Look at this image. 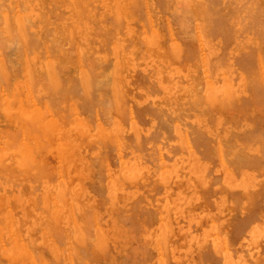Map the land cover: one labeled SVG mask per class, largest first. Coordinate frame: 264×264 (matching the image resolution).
<instances>
[{
  "label": "rangeland",
  "instance_id": "obj_1",
  "mask_svg": "<svg viewBox=\"0 0 264 264\" xmlns=\"http://www.w3.org/2000/svg\"><path fill=\"white\" fill-rule=\"evenodd\" d=\"M8 1H6V4H7V2L9 3L8 4V6L10 5L9 9L11 8L13 12L8 9L10 11V14H9V11L5 10L6 7H8V6H6L4 8L5 4H2V3H5V0H3V2L1 1V4H2L1 7L3 9L0 8V9H2V10H0V14L4 15L5 17H9L8 15H10V18H11L10 20L14 21V23H15L14 27L16 28L17 31L20 30V28L21 29L24 28L22 25H20V24L24 23V21L22 23L23 18L24 17H30L29 18L30 21H29V19L27 21V22H29V24L28 23H26V24H27V26H29L30 22H31L32 25L27 27L28 28L27 33L25 32L27 35L26 37L28 38V36L30 34L31 35L33 34L34 38L36 39V38H38V35H39V38L37 40L41 41L42 45L40 46V48L38 46H36V47L39 48V49L37 48L38 50H40L42 47H44L45 51L43 53H45L46 51L47 52L45 54H42L43 56L45 55V57H43V56H41L42 52L36 51L37 49L35 48V45L36 44L38 45V42L36 44H34V42H36V40L33 38L34 41H32L31 35H30L31 40L28 39V42H30L29 43L30 46L34 45L33 46L34 48H32V46L30 47L28 45L30 48H32L30 51V48L28 46H26L29 48V52L26 51L27 48H25V46H23L24 43L23 42L21 43L18 38L13 39L14 37L9 42L11 43L14 40H16V42L15 41L12 42L11 45L7 44L9 48L6 49L4 46L3 47L1 46L2 48H0V52H2V50L5 48V50H3L4 53H0L1 54V56H0V67H2V69H3V70H0V73H1V71L4 72V73H1V75L3 76L2 79L0 78V103H1L0 104V109H1L0 110V151L3 150V152L0 156L1 157L0 162H2V163H0V170H1L0 171V209H1L0 210V264H53L54 262H55L54 264H61V263L62 264H79L81 262H82V264H131L132 263L131 261H135V260H136L135 264H146L147 262H150L151 264L158 262L160 264V262H162V261L163 262L166 261L165 262L166 264H181L179 262V260L174 258L172 254H170V252H171L170 244L168 245V243H167V245H165L162 249L161 245L158 246L157 242L154 239V236L151 237L152 231L159 229V224L160 223L162 224L161 218L163 219V216H164V214L162 212V205H163L162 199H164L166 197V195H168V190L171 189L172 187H174L175 189L182 188L183 193H186L187 195L192 197L193 203H195V202L197 203L196 204V210L199 211L198 214H203L201 216H205L206 218H211L213 221L214 219H216L215 216H217V214L219 215V214L223 213L226 216L225 218L227 220L228 225L233 226V222H234L233 216L238 217V216H241L244 214L243 202L241 201L242 202L241 203L240 200H243L242 197H243V194L245 192L246 186H243L242 189L237 193L233 192V191H231V193L228 191H224V190H226L227 181L224 177L223 167H232L231 165H229L232 163L230 162L231 158L229 156H226V158L225 157L222 158L221 156H219V145L216 142L220 141L219 139L222 137V134L224 135V133H226L228 135V138L230 137L229 139L227 138L228 141L231 140L233 137L236 138L235 136H237V137L240 136L242 138L244 135H247V136L249 135V136H252L251 137L252 139H255V138H253L255 136L258 139L257 141L259 143L253 142V143H255L254 144L255 147L253 144H250L249 147H251V146L254 147V149H256V152L258 149L259 156H258V153H256V157L261 158L260 162L259 161L258 162L260 163L259 166L262 165V168L261 167L259 168V166L256 165L255 168H257L258 170L257 169L255 170V168L251 170V169H248L249 168L248 167V168H246V171L248 174H252V175H255V173H257L258 174L257 176L262 180V182L264 181V168H263V166H264L263 161L264 160L262 161V158H264V157H262V155L264 156V148L262 149V147H264V146H262V143L260 144V142L262 141L261 138L264 137V55H262L263 56L262 58H260V57L258 59L255 58L257 60H254V62L252 63L253 69L250 67L249 70L245 69L244 67H241V65L234 68V69H236V70H234L226 62H224V65H219L217 67H214L212 60L209 59L211 56V53L216 52V53H218V56H219L222 52L221 50H223L222 55H223V57L226 58V57H228L227 55L230 54L229 52H232V51L237 49L233 35H232V39H231V37L228 39L227 37H229V36H227L223 30V29H227V27H225V25H223L226 22H223L220 20L222 22V26H224V28L222 26L217 28L216 33H218L219 30L223 31V32L219 33V35L216 34L215 32L211 33V35L216 34V36H217V38L215 36L216 39L214 40L210 34H209V36L208 35L203 36V31L199 27H197L198 26L197 23L199 22L198 18L195 14H193L192 16L194 19L193 18L192 19L194 21L193 25L195 27V30H194L195 33H193L192 27L188 26L187 25L188 23H186L184 20L185 13H184V15H182V17H180L182 12L179 15V12L174 11V6L173 7L169 6V2H166V1H165V3H164V1H162V3L165 5V7H164V6H162L163 4H160V3L157 5L155 3L156 2L155 0L154 1L153 0H143L144 5L142 3H139L137 0H133V1H135L134 2L135 4L133 2L132 3L127 2L126 0H79L81 2H79L78 0H74V1L73 0H55V3L58 4L57 2H60L58 4V6L59 5L61 6V7L56 6L55 8H53V4H51V3H54L53 2L54 0H8ZM139 1H141V0H139ZM22 2H23V5L20 4ZM137 2L139 3V6H141V9L138 11H137L138 8H136V7H138V5L134 7V5L138 4ZM255 2L257 3L256 4L257 5V11L255 14H257V16H258L259 15L258 13H260V14H261V12L263 13L262 23L260 22L261 24H263V22H264V20H263L264 19V8H262V7L264 6V1L255 0ZM13 5H14V8H12ZM33 5H37V12L35 14L31 13V7ZM77 5H79V10H80V7H83V9L85 10L84 15H87L88 17L84 18L83 17L84 15L83 16L81 15L79 20H77V22H76V20L74 19V16H72V14L68 15L66 12H67V9H70V11H71V7H72V10H74V9L78 10L76 7ZM130 5H132V8L134 7L136 10L134 8L131 9ZM22 6H24L26 8L23 7V9H22L21 8ZM97 6H100V7H97ZM85 7H86V9H85ZM90 7H92V8L90 9ZM169 7H171V8H169ZM20 8L22 11L20 10ZM217 8L219 9V11L222 10L221 7H217ZM62 9H64V12L66 13V15H64L63 13L60 14ZM133 10H134V13H131ZM226 10H224L223 13L221 12L222 16L224 15L226 17L225 14H227V19L228 18L230 19L229 16L231 15V13H230V15H228L229 12L228 11L226 12ZM115 11H117V12H115ZM135 11L137 12V14L135 13ZM93 12H95L97 14L96 19L92 18V16L95 15ZM176 13H178V14H176ZM113 14H115V15H113ZM138 14H140V15H138ZM189 14H190V12H189ZM107 15H108V17H107ZM121 15L122 16L128 15V17L126 16V18L123 19V22H125V23H122V25L125 24L124 27L122 26L123 29H121V27L115 25L116 24L115 21H118V19H119L118 24H119V22H122V16ZM187 15H188V13H186V17H187ZM61 16H62V18H61ZM120 16H121V19H120ZM138 16H139V18H138ZM189 16L190 15H188V17ZM223 17H221V18L225 19ZM87 18H89V20ZM257 18L260 20L259 17H257ZM104 19H106V20H104ZM192 19H189V21H191ZM67 21H69V22H67ZM80 21H82V25L80 24L81 23ZM225 21H226V19H225ZM44 22H46L47 24L49 23V25H47ZM94 22H96V23H94ZM227 22L233 23L234 18L230 19V21L227 20ZM97 23L100 25V27L102 26V28L99 27V29H101L99 32L95 31V29L98 27V25H96ZM45 24L49 30L48 35L43 34V32L47 33V31H46L47 28L45 27ZM71 24H73V25H71ZM77 25H80L83 32L87 34L89 42H86V43L81 42L80 38L84 35L82 32L79 33V31H78L79 27ZM114 25H115V27H114ZM189 25H192V24H189ZM17 26L20 28H18ZM187 26H188V28L190 27V29H192V30H190V29L188 30ZM49 27L50 28L52 27L54 32L50 31ZM66 27H68V28H66ZM69 27L72 28V30H73L72 32L69 31ZM15 28H13V29H15ZM63 29L66 30L64 35H63ZM113 29H115V30H113ZM24 30L26 31V28ZM122 30H124L123 31L124 33L123 32L121 33ZM147 31H149V32H147ZM14 32L16 34V31H14ZM51 32H53V33H51ZM94 32H96L97 34H95ZM199 32H200V35H199ZM113 33L114 34L116 33L115 34L116 36L113 35ZM243 33H247V32H243ZM220 34H223L224 36L226 35L227 37H224L223 35H220ZM67 35H69L68 38H70V37H72V38H70V39L67 38L68 40L63 41L62 38H64ZM249 35L251 36V34H249ZM200 36H201V38H200ZM93 37H95V40H93L94 39ZM103 37H105L106 39H104ZM221 37H224V39L222 40ZM58 38L61 41V42L59 41V43H57ZM226 38H227V41H226ZM17 39L20 42V45L18 44ZM50 39H52L53 42L57 43L58 44L57 46L60 47V48H56L57 46H55L54 50H50V52L52 51L51 54L48 51L51 48V46H53L54 43L53 42L50 43ZM98 39H100V40H98ZM101 39H104L106 41L105 42L101 41ZM187 39H188V41H186ZM218 39L221 41H218ZM138 40L141 42H139ZM224 40L226 42L223 43ZM69 41L71 44L73 41V44L72 45L70 44L69 47L67 45V47H68L67 48V47H65V44L66 43L68 44ZM142 42H144V43H142ZM153 42H154V46H156L159 43L160 47L162 49H164L165 52L166 51L169 52V54L176 52V45H182V44L187 45L188 43H190V44H188L189 46L187 47L189 49V51L193 52V50H194V52H193L194 55L197 51H199L200 52L199 55L201 54L200 55L201 57L199 55H197L198 54V52H197L195 57H192L193 54H190V56L192 55L191 56L192 59H191V57L189 58L187 55H185V57H187L188 59H185V57L183 55V58L181 56H179L182 59L176 58L174 60H171L170 64L167 62L166 69H165V77H164L165 80L162 82L160 80V77L159 78L156 77V75L153 73V72H156V70H159L160 68L162 69L161 58L159 56V50H161V48L157 47L155 49L154 47H152L150 49L149 45H152ZM185 42H187V43H185ZM229 42H231L230 43L231 45L229 44ZM98 43L100 45H103V46H101V47L98 46L99 45ZM140 43H142V44H140ZM166 43L167 44L169 43L168 46ZM177 43H179V44H177ZM227 43L230 45L229 47L226 46ZM221 44H222V46H220ZM18 45H19V47H18ZM21 45H22V47H21ZM62 45L64 47H62ZM109 45L112 48H110ZM190 45H191V48H194V49L189 48ZM197 46H199L198 48L200 50L197 48L198 50L196 51L195 47H197ZM61 47H62V50H61ZM169 47H171V49L173 51L172 53L170 52L171 50H168ZM249 47H247V48H249L251 50H253V49L257 50L255 48L256 47L255 43H252ZM89 49H90V52H89ZM97 49H99V50H97ZM201 49H203V50H201ZM156 50H157V52H156ZM243 51L245 52V50H243ZM27 52H28V54H26ZM78 53H80V54L78 55ZM143 53L145 55H148V57L145 56ZM3 54H5V55H3ZM169 54H167V55L169 56ZM27 55H29V56H27ZM98 55H100V56H98ZM82 57H85V59H82ZM145 57H147V58H145ZM172 58H174V57H172ZM66 59H67V61H66ZM84 60L89 64L88 66L93 68L94 71L91 70L90 67H88V68L86 67L87 63L84 62ZM180 60H182V62H179ZM183 60L185 61V63H183L184 62ZM29 62L32 64V66ZM66 62L69 63V64H66V66H68V68L66 66L65 67L62 66V65H65L64 63H66ZM55 63H56V65H55ZM83 63H86V64H83ZM181 63L186 64V65H182ZM2 64H3V66H1ZM49 64L50 65L54 64V68H56L55 66H57V65H59V67H63V68L59 69V67L57 66L58 68H56L57 70L59 69V72H57V75H59L61 78H59V76H57V77L60 79L59 80L60 82L56 83V81H57V80L55 81L56 76H54V80L51 78L53 76L50 77L52 80H49L46 77L47 75L49 76V74L47 73L48 68H46V70H45L46 72H45L43 69V66L49 67L48 72H51L52 74L55 73V71L53 72L54 68H51L52 69V71H51ZM116 64L119 66V69H121L123 72L126 70L125 68H127L130 64V67L128 69L129 71H127V73L130 72V74H133V72H134L137 76L142 75V78L141 77L140 78L145 82V85L142 87H139L136 84L134 86L128 85L126 82H123V81L115 82L116 78L113 79L112 78L113 76L111 77V75H109L108 73H107V76L105 74V78L102 79L104 73L111 72L112 69L110 71H108V69H110L111 66H113V65L115 66ZM29 65H30L31 69L33 70L31 72L32 76L37 75V72H38L37 77H39V78L35 77V80L42 79L39 82H38V80L36 82L38 88L34 85V83H35V82H33L34 77L33 78L29 77L30 79H32L30 81V79L28 78L29 73H26V72H28L27 69L29 68ZM5 66H6V68H3ZM210 67L213 69H211ZM224 68H225V71L223 72ZM229 68H230V70L233 69V71L231 70L230 74H226V73H228ZM87 69H89V70H87ZM221 69H222V71H221ZM215 70H217V71L215 72ZM89 71L91 73H89ZM92 71L98 75L94 74V76L92 75V77H90L89 74L91 75ZM178 71H180L179 74H177ZM222 72H223V74H222ZM248 72L250 73V75L248 74ZM137 73H139V74H137ZM237 73H238V75H237ZM251 73H254V74H252V76H251ZM246 74H248L247 76H250L252 78L253 77L255 78L257 76V78H255V80L253 79L254 82L256 80L259 83H260V81L262 82V83H260L261 84L260 89L258 88L259 90H256L255 87L258 84H255L256 86L254 85L255 86L254 87L251 84V81H249L250 85H252L253 88H255L253 90H255V92L257 94L253 93L254 91L247 86L248 78H247V76H244ZM6 75H8L10 80H9V78L7 80L4 79V76H6ZM42 75H45V76L43 77ZM53 75H56V73ZM101 75H102V77H101ZM144 75L146 78L148 77L147 81H146V78L144 77ZM226 75H228V76H226ZM229 75L232 77H230ZM235 75H236V78H234L235 79V81H234L233 77ZM88 76L90 77L89 80L93 79L92 82L86 80V77H88ZM96 76H98V77H96ZM174 76H176V77H174ZM45 77L47 79L43 80V78H45ZM84 78H85V82H84ZM231 78L233 81L232 80L230 81ZM27 79H29V80H27ZM61 79H62V86H61ZM80 79H83V81L82 80L80 81ZM171 79H172L171 82L168 81ZM180 79H182L181 80L182 82L180 81ZM185 79H187V80L185 81ZM5 80L8 82H6ZM105 80H106V82H105ZM154 80L156 82H154ZM93 81H94V83L96 81H99V82H97L98 84L95 83V86L93 87L91 84V83H93ZM108 81L109 82L111 81V82L108 84ZM216 81H218L219 84H222V88L220 89V91L216 92V95L220 94L221 99L225 100V97L226 98L229 97L230 89H232V88L236 89L239 92V96L236 99L237 102L236 101L235 102L237 104V103H239L238 102V100H239L240 103L237 105H239L241 108L236 105L238 107V108H236L237 111L234 107H233L234 109L232 108L233 110L226 109V106L224 105L226 103L223 104L224 105V107H223V105L220 103L221 99L219 100V102H216V101H218L217 100L218 96H213L212 98L207 97L208 94H210V91L211 92L215 91L214 89H215ZM27 82H28V84L33 82L34 88L32 87V85H31V87H29L30 85H28ZM151 82H152V84L154 83L155 88L157 90L159 89L158 90L159 92H157V90H155L156 92L155 91L153 93L151 92V90L153 91V89L150 86H154V85H151ZM258 82H256V83H258ZM59 83L61 86V90H59L60 95H59V97L57 96V98H59V99H55L54 95L56 96L58 94L57 88L59 85L57 86V84H59ZM81 84L84 87H82ZM96 85L98 87H96ZM111 86H112V88H111ZM136 86H137V88H136ZM172 86H174V87H172ZM202 86H203V88H202ZM259 86L260 85H258L257 87H259ZM91 87L94 88V90H93L94 93H92V94L89 93V94L93 95V97L90 96L87 100L88 102H84V98H82V97H85L84 94H86V93L83 94L81 89L86 88V89H84L85 92L88 89H90L92 91ZM247 87H248V89H247ZM35 88H37L36 91H35ZM68 89H72L74 92H81L82 94H80V95L78 93L75 94L72 90H68ZM111 89H112V91H111ZM160 89H162V90H160ZM16 90H17V92H16ZM33 90L35 92H33ZM54 90L55 91L57 90L55 92V94H53L54 92H52ZM84 90H83V92H84ZM98 90H100V91H98ZM118 90H120V93ZM129 90H130L129 93H131L133 91V94L132 93L129 94L128 93ZM135 90H138V91H135ZM242 90L244 92H242ZM250 90H252L253 92ZM69 91H70V93H72L71 94L72 96H70V94H67V93H69ZM110 91L113 93H110ZM161 91H163V92H161ZM42 92H43V95L45 94L44 97H42L43 96ZM64 92L66 93L65 95H67V97L62 96V95H64ZM241 92L243 95L246 94L244 99L242 98L243 100H245V103H244V101H241V97H243V95L240 94ZM186 93L193 95V96L192 97H190V96L184 97V95ZM202 93H204L205 96H203ZM251 93L253 94V96H255V94H256L259 96V98L261 97V100H260L261 102L263 99V102H262L263 104L260 101L259 102L257 101V103L259 105H260V103L262 104L261 107L259 105H257V103H255V102L253 103V101H255V99H254L255 97L253 98V96H251L252 95ZM4 94H5V96H4ZM47 94H48V97H47ZM52 94H53V96H52ZM112 94H113V97H111L112 103L110 101V105H112V107H109L110 105H108V107H105V106H107V103H109L110 97H108V96L109 95L112 96ZM35 95L37 97H35ZM73 95H74V97H73ZM195 95H199L200 97H202V96L205 97L206 99L204 98V102H206L205 100H207V102H208V100L211 101L212 107L210 105H208L210 103L207 104V102H206V104H204L203 99H202L204 106H206V105L210 106L209 108L205 109V112L207 110H209V112L207 111L209 115L207 113H205L206 115L202 114L204 112V108H203V106L200 105V103H201L200 99L201 98L199 99L200 103L194 102L195 104L192 103L193 107L189 106V105H191L190 104L191 102L198 100V99L193 100V97ZM247 95H248V98H250L249 102L250 103L252 102L251 105H249L250 103H248V100L245 99V98H247ZM258 96H256V99ZM77 97H78L79 101H81V99H82L81 102H84L85 103L84 105H88L89 103H91V105L89 104V107L93 106L95 108H93L92 110H94V109L95 110L92 111V110H90L91 108L86 109V111L81 114V112H82L81 110L84 111L85 108H89V107L85 106V108H84V106H82L83 108H81V105L83 103L78 102ZM121 97H123V99H121ZM36 98H38V99H36ZM48 98L50 100L48 102H50V103L52 102L51 105L53 104V101H51V99H53L55 101L54 104H56V108H55V105H52L53 108H50L52 106L49 105V103L47 102ZM213 98H214V100H216L215 102H216L217 106H214L216 104H215V102H213L214 101V100H212ZM259 98L257 100H259ZM93 99H95V101ZM124 99H126V100L129 99V101L126 102V100L124 101ZM149 99H151L152 101ZM251 99L252 100L254 99V100L252 101ZM63 100H65V101H63ZM187 100H189L190 103L187 102ZM76 101L79 104L76 103ZM85 101H86V98H85ZM121 101H123L122 103L124 105H126L125 108L128 107V109L124 108L125 109L124 110L123 108L120 107V106H123ZM97 102H98V104H97ZM124 102H126L128 105ZM147 102H149V103L152 102L150 104L154 105V106H152L154 108H150V105ZM221 102H225V101H221ZM80 103H81V105H80ZM113 103L116 106H113ZM120 103H121V105H120ZM246 103H247V105H249V107L245 106ZM135 104H137L138 107ZM146 104H148V105H146ZM77 105H78V107H77ZM178 105L183 110L185 109L184 110L185 112L183 110H181V112H180L181 114L184 113L183 118L180 119L181 122L178 120L179 115L177 113H179L178 111L180 110ZM232 105L234 106V104H232ZM256 105L259 106L258 110L255 109ZM103 106L105 107V110H104ZM257 106H256V108H257ZM69 107L71 109L73 108V110H71V111H73L75 113L77 112V113L75 114L73 112H70ZM115 107H116V110H115ZM117 107L119 108V110L121 109V111L123 113L125 112L124 115L121 112H120L121 113L120 114L119 111H118V113L116 112L118 110ZM130 107H132V108H130ZM144 107L147 108L148 112L145 111ZM156 107L157 108L160 107L161 109L158 108L157 112H156L155 111ZM198 107L199 108L202 107L203 112L201 109L199 111ZM149 108L153 109V111H151ZM187 108H188V114L186 111ZM230 108H231V106H230ZM52 109L53 110L55 109V110L52 111ZM109 109L111 110L110 112H109ZM134 109H137V110H134ZM78 110H79L80 114H79ZM88 110L90 111V113L88 112ZM160 110H162V112L164 113V114H162L164 119L163 118L162 119L167 123V124L165 123V125H164V121H163V125H162L163 127L162 128H164V126L165 127L167 126L165 129L169 130V128H171L170 126L174 125V128L172 127L173 130L178 131L177 128H179V129H181V132L183 133L182 128L184 127V128H186V131H184L185 133L183 134L185 137L182 135V133L179 134L178 132H175V134H171L169 137H167V131H163V133L160 132L161 137L159 139L157 138L158 139V141H156L157 144H156V142H154L155 138L154 139L148 138L151 135L150 129L153 127V125L155 123V117H157L155 114H158V111H160ZM131 111H133V112H131ZM135 111H136V113H135ZM167 111H169V112H167ZM126 112H128L127 115H129L130 118H128V116L126 115ZM141 112H143V113H141ZM165 112L167 113L166 116H165ZM193 112H194V114H193ZM197 112H199V113H197ZM88 113H89V115H88ZM107 113H109L108 115L112 116V117L109 116L110 118H112L111 119L112 123H111V121H110V123H109V121H107V118H108V120H110ZM150 113H152V114L150 115ZM20 114L24 115V116L22 117ZM84 114H85V116H84ZM103 114L104 115L106 114L105 117H103ZM191 114H193V116L188 117ZM201 114H202V116H201ZM14 115H15V118H14ZM49 115H53V116H49ZM56 115H58V116H56ZM138 115L141 117H139ZM154 115H155V117L153 118ZM173 115H175V116H173ZM210 115L213 116L212 117L213 119H210L211 117L209 118ZM215 115H216L215 118L217 120L214 118ZM36 116L39 118H37ZM125 116H126V118H125ZM159 116H161V115H159ZM167 116H169V117L167 118ZM240 116L242 118L239 120ZM35 117L39 120L41 119V121H39V120H38L39 122L37 121L39 123V125L42 124L41 126H44L46 123V125H45L46 127L45 126L43 128L39 127L38 123H35V120H34ZM65 117L67 119H69V121H67V119ZM142 117L145 120L143 121V125L140 123V127H139L134 121L138 120L139 118H142ZM161 117H159V119H161ZM170 117L173 118L174 121L171 122L172 119ZM174 117H176V118H174ZM71 118L73 121L72 120L70 121ZM126 119H129V123H128V120H126ZM209 119H210V121L215 119L216 123L212 121L211 126H209L210 125ZM42 120H44V121H42ZM124 120H126L128 124L126 123V125H125L126 121H124ZM189 120L191 121L190 123H189ZM238 120L239 121L242 120V123H239ZM184 121H185V123H184ZM106 122H108L109 124L108 123L106 124ZM186 122H188L187 124H190L189 125L190 127H188L186 125ZM170 123H173V124H170ZM206 123H207V126L201 127L202 124L206 125ZM47 124H49V125H47ZM169 124H170V126H169ZM19 125L22 128L19 129ZM50 125H52L53 127H51ZM194 125H196V126H194ZM47 126L51 127L52 129L55 127V129H53L54 131L52 132L51 128L49 131V128ZM222 126H224V127L221 129ZM23 127L27 128L28 131L30 128V130H31L30 132H33V133L31 134L29 132L30 133L29 134L28 132L24 131L26 129ZM135 127L137 129L138 128L145 129V130H143L145 132L144 133L145 135L143 133L140 134L141 140L140 139H130V136L133 135V134H131L132 130L135 129ZM195 127L198 128L197 131L200 129L201 132H205V133L207 132L206 135H208V136H206V137H210V139H208L209 141H207V138H205L206 140L205 139L202 140L204 137H200V139H198L199 144L198 143L193 144V146H194L193 147L191 139L194 138L193 137L194 135L196 137V135H198V132H199L198 131L197 133H192L193 129ZM190 128H193V129H190ZM201 128H202V130H201ZM39 129L41 130V132L39 131ZM43 129H45V131L47 130L49 133L51 132L54 136H50L51 133L49 134L47 131H46V133H44ZM172 129H170V130H172ZM188 129H190L192 131V132H189V134H187ZM19 130H21V131H19ZM122 130H123V132H122ZM10 131H12V133L13 132H15V133L12 134ZM34 131H38L39 134L37 132H36L37 133L36 134ZM80 131H82V132L80 133ZM234 131H236V132H234ZM94 132L97 134H95ZM201 132H199V133L201 134ZM218 132H219V134H218ZM122 133H124L125 135ZM190 133H191V135H190ZM236 133L237 134L243 133L244 135L243 134H242L243 136L239 135V134L237 135ZM9 134L14 135V136H10ZM40 134H41V137H39ZM76 134H77V136H76ZM81 134H83V135L81 136ZM177 134H178V136H177ZM157 135H158V133H157ZM157 135L154 137H158ZM230 135H232V137ZM100 136H102L103 138ZM109 136L110 137L114 136V137L110 139ZM175 136H176V138H175ZM189 136H192V138ZM201 136H202V134H201ZM128 137H129V139H128ZM165 137H167V139H165ZM182 137H184V139ZM248 137H246V139ZM8 138H10L11 142ZM39 138H42V139L39 141V140H37ZM59 138L61 140H59ZM85 138H87L88 141ZM99 138H100V140H101V138L104 139L105 142L107 141V143L104 145L103 140L100 141L101 142L100 143ZM147 138H148V140L150 139L151 141L149 140L150 142H148ZM189 138H191L190 139L191 143L187 142L188 144L185 145L186 146L185 148H187V150L185 152H189L190 154H186L184 156H179V153L175 150L176 149L175 146H172V145L175 143L174 145H176V147H177L178 141H179V143L184 142V141H189ZM214 138H215V140H214ZM216 138H217V140H216ZM26 139H27V141H26ZM30 139H32V140L34 139L35 142L33 141L34 143H31L32 141L30 142ZM91 139H93V140L91 141ZM94 139L96 141V144L99 142L101 145L98 144V147H97ZM107 139L108 140L110 139V140L108 141ZM182 139H183V141H182ZM237 139L238 138L234 139V141L236 142ZM248 139H250V138H248ZM201 140L203 143L202 142L200 143ZM210 140H211V143H210ZM242 140L245 141V139H241V141H240V138H239V140L236 143H238V144L240 143V145H242L244 147V144H242ZM83 141H85V142H83ZM127 141H129V142H127ZM132 141H133V143L135 142L134 143L135 145L133 144V147L131 146ZM138 141H139V143L143 142L142 145H141V143L139 144ZM160 141H164V142L168 141V144L166 145L167 142L162 143ZM205 141H207L208 144H206L207 142H205ZM234 141H232V142H234ZM246 141H248V140H246ZM246 141L243 143H245V150H248L249 148H247L248 146L246 144ZM54 142H55V146H54ZM111 142L112 143L115 142L116 144L113 143V145H112ZM125 142L128 145H130L131 147L127 146V144ZM144 142H146V143H144ZM248 142H251V140H249ZM263 142H264V140H263ZM119 143H121V145ZM154 143L157 145L156 147L158 148L157 154L154 153V151H155V149H154L155 144ZM171 143H173V144H171ZM212 143H215L214 146L216 145L215 147L217 149L212 146ZM236 143H234V145ZM257 143L259 144V148H258ZM90 144H92V145H90ZM202 144L204 145L203 147H202ZM231 144L233 146V143H231ZM238 144L235 145V147H233V148H236V147L238 148V146H239ZM137 145H138V147L136 148ZM148 145L149 146L151 145L152 148H150L151 147L150 146L149 147L150 149H149ZM190 145L192 148L189 147ZM199 145L201 148L198 147ZM206 145H209V146L211 145V147H213V148H211V147L209 148L208 146L206 148ZM263 145H264V143H263ZM27 146H29V147H27ZM134 146H135V148H134ZM139 146L140 147L144 146L145 150L147 148L146 151H148V149H149V151H151L153 149L154 151H151V152H152V155H153V153L155 154V156H156L155 158L157 161H155V159L153 158L154 155L151 157V153L149 151L145 154L146 151L144 152V149H143L144 147L140 149ZM195 146L198 147L197 149H199L200 151L196 150ZM90 147H92V148H90ZM119 147H121V149H122V147H124L126 149V151L124 148H123V150H121ZM127 147H129V148H127ZM169 147H170V149H169ZM239 147H241V146H239ZM243 147H241V148H243ZM15 148H17L16 151L17 150L19 151V149H20L21 152L19 151L20 153H16V151H14ZM38 148H42V149H40V151H39ZM55 148H56V151H55ZM159 148H161V150ZM204 148H206L207 152H210V150H211L212 153L211 152L210 153L212 154L211 156H213V158H214L213 154L218 155V157L216 155V158H215L216 161L214 159H212V160L210 159L211 161L208 159V162H210L212 167H214L215 164L217 163V165L212 169V173H211L210 178H209L211 180H214V178H212V177L216 178L215 179L216 181L213 182L212 186L213 185L218 186V188H217L218 190L214 189V186L211 187L213 189V194H212V190L207 191L208 187L206 186L207 182L205 180L196 181V183L194 184L192 182V179H189V177L191 176L190 166L188 167V166L184 165V162L186 160H192V161L197 160L198 156L202 155V153L200 154L199 152H203L202 149H204ZM31 149H33L34 152L31 151ZM215 149H216V151L214 153ZM127 151H129L130 153ZM242 151H244V150H242ZM24 152L26 153L25 158L23 157L24 160L22 159V161H21V157H22V154H24ZM51 152L53 154L55 153L54 157L56 159L54 157H51V156H53L51 154ZM99 153H102L103 155H99ZM148 153L150 155L149 157L154 159V164H156V165H153L152 164L153 161L151 162V160L149 161V159L146 158L147 157L146 155ZM27 155H28V159H27ZM30 155L32 157L35 156L32 159L34 162L32 160H29V158L31 159ZM157 155L159 156V159H158ZM97 156L100 157V160H103V162L105 163V164L104 163L103 164L106 165L105 166L106 169L104 168V166L100 167V165H103V164L100 163L102 161H100L99 157H97ZM102 156H104V157H102ZM96 157L98 160L96 159ZM228 157L230 159H228ZM25 159L28 160V163H29V161H31L32 165H30V167H32V170H30L31 168L29 166H27L26 164L25 165L27 167H24L25 166L24 164L20 165V161H21V163H27V162H25V161H27ZM138 159H139L138 164L140 165V168H138V169H140L141 178H138L136 180V179L132 178L133 175H131V174L129 175L130 171L125 172L124 169H125V166L127 164H129L133 161H136ZM226 159L229 160V163L227 162ZM96 160L99 161V163H96ZM104 160H106V161H104ZM147 160H148V162H147ZM224 160H226V161L224 162ZM9 161H11V163ZM158 161H159V163H158ZM16 162L18 165L16 164ZM7 163H10L11 166L8 164L9 165V167H8ZM42 164H44V165L41 167ZM45 164H50V166H51V167L49 166L51 168L50 169L51 172L47 175H45V174L49 172V168L47 167L48 165L46 166ZM213 164H214V166H213ZM4 165H5V167H7L9 169H7V168L5 169L3 167ZM19 165L21 168L19 167ZM108 165H110V166H108ZM176 165H179V166H176ZM196 165H197V163H196ZM62 166H63V168H62ZM33 167H34V169H33ZM52 167H54V168H52ZM155 167H156V169H155ZM168 167H176V174H172V176H171V174L164 176V173H165V171H167ZM1 168L2 169L4 168V170H2ZM12 168H13V170H12ZM28 168H30V169L25 170ZM36 168H37V170H36ZM108 168L111 170H108ZM103 169H105V170H103ZM11 170L13 172H11ZM28 171L31 173H27ZM41 171L42 172L45 171V173H42ZM186 171H187V173H186ZM259 171L262 172V173H260L261 176H259ZM34 172L36 175H40V176L43 175L42 178L34 175ZM64 172H66V175L68 177H66V175H63ZM103 172L105 174V178L103 177L104 174L102 175ZM152 172H156L157 174L152 173ZM26 173L29 174V176H27ZM70 173H72V175H70ZM213 173H215V175ZM50 174L53 175V177L50 176ZM16 175H17V177L19 175V178H17V180H15ZM48 175L50 176V179L48 178L49 177ZM62 175H63V178H61ZM120 175L123 176L124 178L120 177ZM156 175H157V177H156ZM221 176H222V178H221ZM51 177H52V179H51ZM164 177H166V178H164ZM158 178H159V180H158ZM101 179H103V180L106 179L103 184L99 183V182H103V180H101ZM148 179H149V181H148ZM155 179H157V180H155ZM220 179L222 181H220ZM177 180L179 181V183H178L179 186L177 185V182H178ZM16 181H19V182H16ZM150 181L152 182V184ZM147 182H150V183H147ZM199 182H200V184H203L202 182H205V184L201 185V187H200ZM96 183H97V185H96ZM98 183L101 184L99 186H102V187H98ZM155 183H156V185H155ZM170 183H171V185H170ZM175 183H176V185H175ZM210 184L211 183H209V185ZM223 184H225V187ZM92 185H94V187L96 188L95 190H93L94 188H92L93 187ZM136 185H137V187H135ZM24 186H26V187H24ZM148 186H150V188ZM160 186H162V188ZM202 186H203V188H202ZM104 187L106 188L107 191H105ZM129 187H131V188H129ZM144 187H146V188L144 189ZM158 187L161 188V193L160 192L158 193V191H160L159 189L156 190ZM98 188H104L102 191V193L103 192L104 193L103 194L99 193L102 196V198H100L101 196L98 194V190H99ZM138 188L143 189V195L141 196V198L139 197L136 200V205H134L133 201L131 200V194H132V192H135ZM70 189H71V192H70ZM101 190L102 189H100L99 192H101ZM95 191H96V193H95ZM156 191H157V193H156ZM13 192H14V194L16 193L15 196L12 195ZM55 192H56V194H58L57 196H56ZM119 192H120V194H119ZM199 192H200V194L208 192V194H209L208 200L210 202L208 205H205L203 202H202V204H200V202L197 198L200 196L198 194ZM149 193H151V194H149ZM210 193H211V195H210ZM59 194H60V196H59ZM64 194H65V196H64ZM231 194H232L233 198H234L233 195H235V196L238 195V196L235 197V199H232V197L230 196ZM103 195L105 197L108 195L107 197H109V198H107V197L104 198ZM111 196H113L115 198V200H117V201L113 202L111 200ZM32 197H33V199H31ZM62 197H64V199ZM74 197H78V198L76 199ZM145 197H146V199H145ZM28 198H30V199H28ZM55 198H58L59 201ZM61 198L64 201L67 199V201H65V203H63L62 202L63 200ZM79 198L82 199V201L87 202L88 205H91V208L94 207L92 209L90 208V210H93V212L88 209L89 206L87 207L85 205L86 204L85 202H83V204L80 203L81 201L79 202ZM103 198L105 199V201L103 200ZM236 198H237V200L239 198V201H237ZM68 199H69V201H68ZM106 199H107V201L110 199L109 200L110 203H108L109 201L107 202ZM153 199H155V201ZM210 199L212 202L214 201L213 204H211ZM30 200H33L35 203L33 201H30ZM130 200H131V202H130ZM138 200H140V201H138ZM262 200L264 202V199H262ZM44 201H48L47 202L48 204L49 203L52 204L51 205V212L48 209L50 207L43 204ZM101 201L105 202L106 204L101 203ZM235 201H236V203H234ZM66 202H68V203H66ZM115 202L118 204V206L121 205L122 209H120V207H116L117 204ZM260 202H262V201H260ZM263 202L261 204L260 203L258 204L259 205V207L257 206L258 209H260V207L262 208V205H264ZM100 203L102 204V206L105 204L104 207H102ZM130 203H132V206H130L131 205ZM238 203L239 204L241 203V206ZM58 204H62L61 205L62 207ZM110 204H111V206H113L115 208L108 206ZM138 204L140 205L141 209H139L140 207H138ZM230 204H233V205L236 204V207L232 208L233 205H230ZM8 205L10 208L7 207ZM45 206L48 207L47 208L48 210L44 209ZM133 206H135V207H133ZM72 208L74 211H72ZM135 208L138 210H136ZM150 208H153L154 211L158 210L157 213L154 212V213H156L154 215L153 212L150 211L151 210ZM117 209H119V211ZM240 209H241V211H240L241 215L238 214V213H240L238 211ZM45 210H47V211H45ZM125 210H128V211H125ZM130 210H133V211H130ZM135 210L137 213L135 212ZM139 210H142V211H139ZM83 211H84V213H83ZM123 211L125 213H123ZM46 212H48V214ZM121 213L125 214V216H119V215H121ZM127 213H128L129 217L131 216L130 219H129V217L127 218V220L129 219L128 222L125 221L126 218L124 219V217H126ZM129 213L131 215H129ZM135 214L138 215V217ZM105 215H106V217H104ZM132 215H135V216H132ZM151 215L156 216V217L154 218ZM36 216H37V218H36ZM20 217H23L21 219L22 223L24 222V224H25L23 226L21 224ZM73 217L75 218V220H73L74 219ZM136 217H137V219H135ZM148 217L149 218L151 217V218L148 219ZM235 217H234V219H236ZM157 218H159V219L157 220ZM131 219L134 221H132ZM140 219L142 221H140ZM144 219H146L147 221ZM186 219L187 218L183 215L179 216V217H177V216L173 217V223H171V224L174 226L175 229L173 231H167L168 232V234H167L168 239H171V241H175V240L180 241L178 231L180 230V226L184 225ZM136 220H137V222H136ZM150 220H152V221H150ZM230 220L232 221L231 223H230ZM37 221H40V222H37ZM56 221H58V223H56ZM130 221H131V224L129 223ZM138 221L144 225V230L140 229L142 225L141 226L139 225L140 228L138 227V224H139ZM10 222H12V223H10ZM53 222H55L54 225H53ZM37 223H38V226H37ZM44 223H45V225H44ZM51 223H52L53 227H52V225H50ZM134 223H135V225H134ZM136 223H137V225H136ZM179 223H180V225H179ZM248 223H251V224H247L249 227L246 225L247 231H246V233L243 234V236L246 235V237H248L250 235V232L257 225L264 224V218H263V220L261 218L258 220V218H257V220L254 219L253 222H248ZM10 224L13 228L12 230L10 229L11 228ZM129 224H130V227H129ZM132 224L134 225V227ZM40 225L42 226L41 229H40ZM47 225L50 228L47 227ZM131 225L134 229H136L135 226H137L139 229H136L137 231H134L133 228L131 227ZM21 226H22V228H21ZM62 226L63 227L67 226V227L63 228ZM43 227H44V229H43ZM127 227H129V229ZM47 228H49L50 230H48ZM131 228H132V232L129 233L130 232L129 230ZM36 229H38V230H36ZM128 233H129V235H128ZM142 235H143V238L141 237ZM250 237H251V235H250ZM76 238H77V240H76ZM78 238H79V243L77 244ZM142 239L144 240L145 244L147 243L146 244L147 248L142 247L145 244L139 245L140 242L143 243L141 241ZM92 243H95V244L98 243L99 247L97 245L92 244ZM90 245H93L94 247L95 246L96 247L95 248L92 246L90 247ZM232 245H233V247H232ZM148 246L151 249H149ZM87 247L90 250L92 249L91 252L89 251L90 253L88 252L89 249L87 250ZM108 247L111 250V252L109 251L110 253L105 254V250H107ZM63 248L66 249L65 253H64ZM231 248H233V249H231ZM93 249L94 250L96 249L97 253H96V250L94 251ZM138 249H139V251H138ZM142 249H143V252L141 251L142 253H144V251H148V253L146 252L148 254V257H145L144 255H142V253L140 256V250H142ZM161 249L163 250L162 255H161ZM263 249H264V247H263ZM263 249L254 245L247 251V257L250 259L249 264H254V262H255V264H264V257H263L264 256V250ZM223 250H224V248H223ZM229 250L230 251L228 253H231L233 259L235 261L236 260L238 261L239 254L237 253V245L231 243ZM85 252L87 255H85ZM93 252H94L95 256L93 255ZM101 252H103L102 254H105L104 257H102ZM159 253H160V255H159ZM167 253L170 257L167 255ZM149 254H151V255H149ZM92 255L96 260L93 261V259H94L93 257H92V259L88 258V257L86 258V256L91 257ZM133 255L135 256V260H133V258H134ZM165 255H167V256H165ZM221 255H222V258H221ZM82 256L85 257V258H83L84 260L81 258ZM143 256L145 258H147V259L149 258V259L147 262H144L141 260L142 262L140 261L141 262L140 263L139 257H143ZM150 256H151V258H150ZM217 256H220V258ZM212 257L209 259L208 258L204 259L203 261L200 260V262L198 264H204V263L205 264H226L225 258H224L222 253L219 255L216 254V256L214 254V256H212ZM262 257H263V259H262ZM52 258H53V260L50 261ZM59 258L61 259V261L63 259V261L60 262ZM56 260H58L59 262ZM89 260L92 263H89ZM50 262H52V263H50Z\"/></svg>",
  "mask_w": 264,
  "mask_h": 264
},
{
  "label": "bare ground",
  "instance_id": "obj_2",
  "mask_svg": "<svg viewBox=\"0 0 264 264\" xmlns=\"http://www.w3.org/2000/svg\"><path fill=\"white\" fill-rule=\"evenodd\" d=\"M1 1L3 2V0H0V8H2L1 7V5L2 4H5L4 5V8L6 7V6H8V0H5V3H2L1 4ZM6 1H8L7 2V4H6ZM74 1V0H73ZM79 1V0H78ZM77 1V2H78ZM127 2H130V3H134L135 1H133V0H126ZM139 3H142L143 5H144V1L143 0H141V1H139V0H137ZM154 1V0H153ZM156 2V4L158 5L159 3L160 4H163L162 3V1H164V3H165V1L166 2H169V6H174V11L175 12H179V15L181 14V12H182V14H181V16L180 17H182V15H184V13H185V18H184V20H185V22L186 23H188L187 25L188 26H191L192 27V29H193V33H195V27H194V21H193V14H195L196 16H197V18H198V26L197 27H199L202 31H203V36H209V34L211 35V33H216L217 31V28L218 27H220V26H222V22L221 21H223V22H226L225 24H223V25H225V27H227V29H223L224 28V26H222L221 28L224 30V32H225V34L227 35V36H229V37H227L226 35L224 36L223 34H220V35H223L224 37H227L228 39L231 37V39H232V35H233V37H234V41H235V45L237 46V49L236 50H234V51H232V52H229L230 54H228L227 56L228 57H223V55H222V52H223V50H221L222 52H221V54L218 56V53H216V52H213V53H211V56H210V58L209 59H211L212 60V63L214 64V67H217V66H219V65H224V62H226L227 64H229V66H231L233 69L234 68H236L237 66H240L241 65V67H244L245 69H247V70H249V68L251 67L252 69H253V65H252V63L254 62V60H257L259 57L260 58H262L263 56L262 55H264V22H263V24H261L262 23V16H263V13L261 12V14L260 13H258L259 15L257 16V14H255L256 13V11H257V3L255 2V0H155ZM259 1H261V0H259ZM262 1H264V0H262ZM54 3H51V4H53V8H55L56 6L57 7H61L60 5L58 6V4L60 3V2H57L58 4H56L55 3V0L53 1ZM68 2V1H67ZM79 2H81V1H79ZM137 2V3H138ZM69 3V2H68ZM86 3V2H85ZM139 3L138 4H136V5H134V7L135 6H137L138 5V7H136V8H138L137 9V11L138 10H140L141 9V6H139ZM262 3V2H261ZM21 5H23V2L22 3H20ZM55 4V5H54ZM75 4V3H74ZM82 4V3H81ZM20 5V6H21ZM99 5V4H98ZM141 5V4H140ZM10 6V5H9ZM9 6L8 7H6V9L5 10H7V11H12V9L10 8L9 9ZM25 6V5H24ZM24 6H22L21 8L23 9V7ZM81 6V5H80ZM162 6H164L165 7V5L163 4ZM263 6V5H262ZM77 7V9L78 10H72V7H71V11H70V9H67V14L68 15H70V14H72V16H74V19L76 20V22H77V20H79V18L81 17V15L83 16L84 14H85V10L83 9V7H80V10H79V5H77L76 6ZM97 7H100V6H97ZM130 7H131V9H133L132 8V5H130ZM217 7H221V11H219V9L217 8ZM12 8H14V5L12 6ZM21 8H20V10H21ZM24 8H26V7H24ZM92 7H90V9H91ZM103 8V7H102ZM115 8V7H114ZM169 8H171V7H169ZM262 8H264V6L262 7ZM3 9V8H2ZM2 9H0V10H2ZM9 9V10H8ZM50 9V8H49ZM61 9V8H60ZM85 9H86V7H85ZM98 9V8H97ZM135 9V8H134ZM227 9V10H226ZM136 10V9H135ZM224 10H226V12L228 11L229 12V14L228 15H230V13H231V15L229 16L230 17V19H233L234 18V22L232 23V22H230V23H228L227 22V20H229L230 21V19L228 18L227 19V14H225L226 15V17L224 16H222V13H223V11ZM10 11H9V14H10ZM18 11V10H17ZM22 11V10H21ZM73 11V12H72ZM13 12V11H12ZM37 12V5H33L32 7H31V13L32 14H35ZM84 12V13H83ZM87 12V11H86ZM115 12H117V11H115ZM189 12H190V14H189ZM222 12V13H221ZM61 13H63L64 15H66V13L64 12V9H62L61 10V12H60V14ZM83 13V14H82ZM95 15H93L92 16V18L93 19H96L97 18V14L95 13V12H93ZM131 13H134V10L131 12ZM135 13L137 14V12L135 11ZM186 13H188V15H190L189 17H188V15H187V17H186ZM118 14V13H117ZM116 14V15H117ZM176 14H178V13H176ZM113 15H115V14H113ZM112 15V16H113ZM138 15H140V14H138ZM9 17H5L4 15H2V14H0V48H2L3 46L7 49V48H9L8 47V45L7 44H10L11 45V43L12 42H16V40H14V41H12L11 43L9 42V41H11L12 40V38L13 39H15V38H18L19 40H20V42L22 43H24L23 44V46H25V48H27L26 49V51H28L29 52V48L32 46V48H34L33 46L34 45H29V43L30 42H28V39H30V37L32 36V41H34V36H33V34L30 36L29 34V36H28V38L26 37L27 35H26V33H27V27H29V26H31L32 25V23L30 22V25L29 26H27V24L26 23H28L29 24V22H27L28 21V19L30 18V17H24L23 18V20H22V23H23V21H24V23L23 24H20V25H22L23 27V29H21L20 27H18V28H20V30H16V28L14 27V25H15V23H14V21L13 20H10L11 18H10V15H8ZM111 16V15H110ZM122 16V15H121ZM121 16H120V19H121ZM127 17H128V15H126ZM126 16H122V22H119V24H118V21H119V19H118V21H115L116 22V24L115 25H117V26H119V27H121V29H123V27H124V25L125 24H123L122 25V23H125V22H123V19H125L126 18ZM60 17V16H59ZM64 17V16H63ZM84 18H86V17H88L87 15H84L83 16ZM107 17H108V15H107ZM116 17V16H115ZM114 17V18H115ZM221 17H223V18H225L226 19V21H225V19H222ZM257 17H259L260 18V20L257 18ZM61 18H62V16H61ZM106 18V17H105ZM138 18H139V16H138ZM193 18V19H192ZM27 19V20H26ZM59 19V18H58ZM82 19V18H81ZM88 20H89V18H87ZM130 19V18H129ZM135 19V18H134ZM133 19V20H134ZM189 19H192L191 21H189ZM47 20V19H46ZM49 20V19H48ZM104 20H106V19H104ZM128 20V19H127ZM221 20V21H220ZM264 20V19H263ZM29 21H30V19H29ZM53 21V20H52ZM121 21V20H120ZM189 21V22H188ZM232 21V20H231ZM38 22V21H37ZM50 22V21H49ZM67 22H69V21H67ZM66 22V23H67ZM81 22V23H80ZM79 23L82 25V21H80ZM104 22V21H103ZM153 22V21H152ZM261 22V23H260ZM44 23H46V22H44ZM53 23V22H52ZM94 23H96V22H94ZM221 23V24H220ZM26 24V25H25ZM47 24V23H46ZM46 24H45V27L47 28V26H46ZM189 24H192V25H189ZM229 24V25H228ZM26 27H25V26ZM47 25H49V23L47 24ZM52 25V24H51ZM71 25H73V24H71ZM70 25V26H71ZM96 25H98V27L95 29V31H97V32H99L101 29H99V27H100V25L97 23ZM115 25H114V27H115ZM227 25V26H226ZM78 27H79V29H78V31H79V33L80 32H82L83 33V35L84 36H82L80 39H81V42L82 43H86V42H89V40H88V37H87V34L86 33H84L83 32V30H82V28H81V26L80 25H77ZM123 26V27H122ZM188 26H187V28H188ZM215 26V27H214ZM230 26V27H229ZM126 27V26H125ZM194 27V28H193ZM214 27V28H213ZM13 28H15V29H13ZM26 28V31L24 30ZM50 28V27H49ZM66 28H68V27H66ZM100 28H102V26L100 27ZM216 28V29H215ZM220 28V29H221ZM75 29V28H74ZM116 29V28H115ZM115 29H113V30H115ZM190 29V27L188 28V30ZM192 29H190V30H192ZM221 29V30H222ZM81 30V31H80ZM14 31H16V34H15V32ZM47 33L46 32H43V34H47L48 35V33H49V30H48V28H47ZM50 31H53V28L51 27L50 28ZM60 31V30H59ZM65 29H63V35H64V33H65ZM69 31L70 32H72L73 30H72V28L71 27H69ZM68 31V32H69ZM124 30H122L121 31V33L123 32ZM26 32V33H25ZM54 32V31H53ZM53 32H51V33H53ZM56 32V31H55ZM147 32H149V31H147ZM221 32H223V31H218V33H216V34H218L219 35V33H221ZM243 32H247V33H243ZM95 34H97L96 32H94ZM124 33V32H123ZM71 34V33H70ZM69 34V35H70ZM116 34V33H115ZM114 33H113V35H115ZM150 34V33H149ZM216 34H212L211 36H212V38L215 40L216 38H217V36H216ZM249 34H251V36L249 35ZM51 35V34H50ZM69 35H67V36H65L64 38H62L63 39V41H66V40H68V39H70V38H72V37H70V38H68V36ZM112 35V34H111ZM110 35V36H111ZM112 35V36H113ZM199 35H200V32H199ZM42 36V35H41ZM99 36V35H98ZM116 36V35H115ZM214 36V37H213ZM215 36H216V38H215ZM53 37V36H52ZM100 37V36H99ZM114 37V36H113ZM224 37H221L222 38V40L224 39ZM9 38V39H8ZM34 38V39H33ZM38 38H39V35H38ZM38 38H36L35 40H36V42H34V44H36L37 42H38V45L36 44L35 45V48L37 49L38 47L40 48V46L42 45V42L41 41H38L37 39ZM50 38V37H49ZM68 38V39H67ZM91 38V37H90ZM94 39L93 40H95V37H93ZM101 38V37H100ZM104 39H106L105 37H103ZM200 38H201V36H200ZM211 38V39H212ZM227 38H226V41H227ZM18 39H17V42H18V44L20 45V42L18 41ZM104 39H101V41H106V40H104ZM210 39V40H211ZM31 40V39H30ZM58 41H57V43H59V38L57 39ZM72 40V39H71ZM98 40H100V39H98ZM160 40V39H159ZM173 40V39H172ZM190 40V39H189ZM202 40V39H201ZM31 41V42H32ZM97 41V40H96ZM139 41V40H138ZM144 41V40H143ZM186 41H188V39L186 40ZM218 41H221V40H219L218 39ZM225 40L223 41V43L224 42H226ZM230 41V40H229ZM41 42V43H40ZM51 42H53V40L52 39H50V43ZM61 42V41H60ZM139 42H141V41H139ZM40 43V44H39ZM54 44H53V46H51V48L49 49V51L48 52H50V50H54L55 48V46H57L58 44L57 43H55V42H53ZM64 43V42H63ZM96 43V42H95ZM103 43V42H102ZM142 43H144V42H142ZM142 43H140V44H142ZM185 43H187V42H185ZM214 43V42H213ZM231 42H229V44H230ZM252 43H255V48L257 49V50H255V49H253V50H251V49H249L250 47V45L252 44ZM16 44V43H15ZM56 44V45H55ZM71 43H70V41L68 42V44L66 43L65 44V47H67V45H68V47H69V45H70ZM72 44H73V41H72ZM71 44V45H72ZM99 44V43H98ZM105 44V43H104ZM127 44V43H126ZM167 44V43H166ZM169 44V43H168ZM168 44H167V46H168ZM177 44H179V43H177ZM188 44H190V43H188ZM185 45V44H182V45H176V52L175 53H172L173 51H172V49H171V47H169L168 48V50H171L170 52L173 54H169V52H165V50L164 49H162L161 47H160V45H159V43L156 45V46H154V42L152 43V45H149V48L151 49L152 47H154L155 49L157 48V47H160L161 48V50H159V56H160V58H161V63H162V69L160 68L159 70H156V72H153L155 75H156V77H160V80L163 82L165 79H164V77H165V69H166V64H167V62L170 64V61L171 60H174V59H176V58H183V55H184V57H185V55H187L189 58L192 56H190V54H193V52H194V50H193V52L192 51H189V49L187 48L189 45ZM202 44V43H201ZM220 44V43H219ZM228 43L226 44V46H230ZM9 45V46H10ZM19 45H18V47H19ZM30 47H29V46ZM60 45V44H59ZM64 45V44H63ZM62 45V47H64ZM106 45V44H105ZM130 45V44H129ZM192 45V44H191ZM191 45H190V47L189 48H191ZM2 46V47H1ZM26 46H28V47H26ZM36 46H38V47H36ZM61 46V45H60ZM98 46H103V45H98ZM108 46V45H107ZM132 46V45H131ZM219 46V45H218ZM220 46H222V44L220 45ZM225 46V45H224ZM21 47H22V45H21ZM62 47H61V50H62ZM67 47V48H68ZM93 47V46H92ZM109 47L110 48H112L110 45H109ZM199 46H197V47H195V49H196V51L199 49L198 48ZM247 47H249V48H247ZM5 48L3 49V50H5ZM32 48H30V51H31V49ZM38 48V49H39ZM53 48V49H52ZM56 48H60V47H56ZM66 48V49H67ZM96 48V47H95ZM127 48V47H126ZM164 48V47H163ZM198 48V49H197ZM35 49V50H36ZM36 50V51H39V52H42L41 53V56H43L42 54H45V53H43L45 50H44V47H42L40 50ZM92 49V48H91ZM101 49V48H100ZM188 49V50H187ZM191 49H194V48H191ZM3 50H2V52H0V53H4L3 52ZM97 50H99V49H97ZM139 50V49H138ZM142 50V49H141ZM200 50V49H199ZM201 50H203V49H201ZM243 50H245V52L243 51ZM34 51V50H33ZM101 51V50H100ZM188 51V52H187ZM28 52L26 53V54H28ZM62 52V51H61ZM89 52H90V49H89ZM104 52V51H103ZM153 52V51H152ZM156 52H157V50H156ZM190 52V53H189ZM197 52H198V54H197ZM196 53H195V55L197 54V55H199V51H197ZM220 52V51H219ZM244 52V53H243ZM23 53V52H22ZM52 53V51L50 52V54ZM95 53V52H94ZM93 53V54H94ZM107 53V52H106ZM142 53V52H141ZM146 53V52H145ZM80 53H78V55H79ZM109 54V53H108ZM144 54V53H143ZM147 54V53H146ZM167 54H169V56L167 55ZM3 55H5V54H3ZM92 55V54H91ZM145 55V54H144ZM195 55L193 54V56L192 57H195ZM201 55V54H200ZM199 55V56H200ZM0 56H1V54H0ZM27 56H29V55H27ZM88 56V55H87ZM98 56H100V55H98ZM145 56H147L148 57V55H145ZM179 56H181V57H179ZM43 57H45V55L43 56ZM47 57V56H46ZM49 57V56H48ZM147 57H145V58H147ZM172 57H174V58H172ZM192 57H191V59H192ZM201 57V56H200ZM205 57V56H204ZM50 58V57H49ZM80 58V57H79ZM181 58V59H182ZM255 58H257V59H255ZM82 59H85V57H82ZM185 59H188L187 57H185ZM104 60V59H103ZM112 60V59H111ZM205 60V59H204ZM261 60V59H260ZM66 61H67V59H66ZM100 61V60H99ZM113 61V60H112ZM184 61V60H183ZM187 61V60H186ZM24 62V61H23ZM28 62V61H27ZM80 62V61H79ZM84 62H86L85 60H84ZM174 62V61H173ZM179 62H182V60H180ZM262 62V61H261ZM30 63V62H29ZM28 63V64H29ZM36 63V62H35ZM48 63V62H47ZM50 63V62H49ZM63 63V62H62ZM87 63V62H86ZM86 63H83V64H86ZM183 63H185V61L183 62ZM211 63V64H212ZM31 64V63H30ZM65 65H62V66H66V64H69V63H64ZM114 64V63H113ZM143 64V63H142ZM182 64V63H181ZM212 64V65H213ZM262 64V63H261ZM55 65H56V63H55ZM61 65V64H60ZM89 64L87 63V68L88 67H90V66H88ZM182 65H186V64H182ZM1 66H3V64L1 65ZM31 66H32V64H31ZM49 66H50V69L51 68H54V64L53 65H50L49 64ZM58 67H59V65H57ZM57 66H55L56 68H58ZM114 66V65H113ZM113 66H111V68L110 69H108V71H110L111 69V72H106V73H104V75H103V78L102 79H104L105 78V74H106V76H107V73L109 74V75H111V77L114 79V78H116V81L115 82H118V81H123V82H126L128 85H132V86H134L135 84L136 85H138L139 87H142V86H144L145 85V82L141 79L142 78V75L141 76H137L134 72H133V74H130V72L129 73H127V71H129L128 69H129V67H130V64H129V66L127 67V68H125L126 70L123 72L121 69H119V66L116 64L114 67ZM27 67V66H26ZM36 67V66H35ZM67 68H68V66H66ZM83 67V66H82ZM230 67V68H231ZM263 67V66H262ZM1 69L0 70H3L2 69V67H0ZM3 68H6V66L5 67H3ZM46 68H48V71H49V67L48 66H43V69H44V71L46 70ZM56 68H54L53 69V72L55 71V73H56V75H53V74H55V73H51V72H48L47 71V73L49 74V76L47 75L46 77L49 79V80H54V76H56L55 77V81H56V83L57 82H60L59 80V78H61L59 75H57V72H59V69H61V68H63V67H59V69L57 70ZM91 68V70H93V68L92 67H90ZM89 68V69H90ZM211 68V67H210ZM230 68H229V71H228V73H226V74H230L231 72V70L233 71V69H231L230 70ZM56 69V70H55ZM89 69H87V70H89ZM211 69H213V68H211ZM239 69V68H238ZM90 70V71H91ZM234 70H236V69H234ZM27 71L28 72H26V73H29L27 76H28V78L30 77V78H33V82H35L34 83V85L37 87V78H39V77H37V75H38V72H37V75H35V76H32V69H31V67H30V65H29V68L27 69ZM51 71H52V69H51ZM89 71V73H91ZM94 71V70H93ZM92 71V74L90 75L89 74V76L90 77H92V75L94 76V74H95V72H93ZM133 71V70H132ZM217 70H215V72H216ZM221 71H222V69H221ZM225 71V68L223 69V72ZM46 72V71H45ZM223 72H222V74H223ZM238 72V71H237ZM1 73H4V72H2L1 71ZM1 73H0V78L2 79V75H1ZM52 75H51V74ZM180 73V71H178L177 72V74H179ZM245 73V72H244ZM137 74H139V73H137ZM234 74V73H233ZM232 74V75H233ZM248 74L250 75V73L248 72ZM248 74H246V75H244V76H247ZM252 74H254V73H251V76H252ZM40 75V74H39ZM95 75H98V74H95ZM237 75H238V73H237ZM256 75V74H255ZM7 76V77H6ZM6 76H4V79H8L9 77H8V75H6ZM43 77L45 76V75H42ZM51 76H53V77H51ZM57 76H59V78L57 77ZM86 77V80L87 81H90V82H92V80H89L90 79V77ZM226 76H228V75H226ZM230 76V75H229ZM35 77H37L36 79L37 80H35ZM41 77V76H40ZM43 78V80H45V79H47V78ZM52 79H51V78ZM96 77H98V76H96ZM101 77H102V75H101ZM141 77V78H140ZM144 77H145V75H144ZM174 77H176V76H174ZM206 77V76H205ZM230 77H232V76H230ZM29 78V79H30ZM42 78V77H41ZM58 78V79H57ZM94 78V77H93ZM146 78V77H145ZM144 78V79H145ZM182 78V77H181ZM234 78H236V75L233 77V80L235 81V79ZM247 78H248V83H247V86L249 87V88H251L252 90L253 89H255L256 88V90H259L260 89V87H261V84L260 83H262L261 81H260V83L256 80L255 82L253 81V79L255 80V78H257V76L254 78H252V77H250V76H247ZM29 79H27V80H29ZM95 79V78H94ZM100 79V78H99ZM220 79V78H219ZM246 79V78H245ZM5 80V81H6ZM9 80H10V78H9ZM32 79H30V81H31ZM35 80V81H34ZM40 80H42V79H40ZM40 80H38V82L40 81ZM83 81V79H80V81ZM148 80V77L146 78V81ZM179 80V79H178ZM182 79H180V81H181ZM187 79H185V81H186ZM218 80V79H217ZM222 80V79H221ZM232 80V78L230 79V81ZM232 80V81H233ZM237 80V79H236ZM24 81V80H23ZM29 81V82H30ZM95 81V80H94ZM94 81H93V83H91L92 84V86L94 87L95 86V83H97V82H99V81H96L95 83H94ZM103 81V80H102ZM150 81V80H149ZM168 81H172V79L171 80H168ZM249 81H251V84L254 86L255 84H258V85H260L259 87H257L256 85V87L255 88H253V86L252 85H250V83H249ZM6 82H8V81H6ZM33 82L32 83H30V84H28V82H27V84L28 85H30L29 87H31V85H32V87L34 88V85H33ZM84 82H85V78H84ZM104 82V81H103ZM105 82H106V80H105ZM111 82V81H110ZM109 81H108V84L110 83ZM113 82V81H112ZM154 82H156L155 80H154ZM182 82V81H181ZM256 82H258V83H256ZM82 83V82H81ZM87 83V82H86ZM85 83V84H86ZM232 83V82H231ZM236 83V82H235ZM65 84V83H64ZM90 84V83H89ZM98 84V83H97ZM107 84V85H108ZM233 84V83H232ZM60 86V83L59 84H57V86ZM82 85V84H81ZM102 85V84H101ZM104 85V84H103ZM151 85H154V83L152 84V82H151ZM251 87H250V86ZM58 86V88H57V92H58V94L55 96L54 95V98L55 99H59V98H57V96L59 97V90H61V86H62V79H61V86L59 87ZM106 86V85H105ZM179 86V85H178ZM82 87H84L83 85H82ZM93 87H91L92 88V91L90 90V89H88L86 92H85V90L84 89H86V88H84V89H81L82 90V93L84 94V93H86V94H84V96L85 97H82V98H84V102H88L87 100H88V98L90 97V96H92L93 97V95H90V94H92V93H94V88ZM96 87H98L97 85H96ZM102 87V86H101ZM104 87V86H103ZM146 87V86H145ZM152 89H153V91L151 90V92L153 93L155 90H157L156 88H155V85L154 86H150ZM172 87H174V86H172ZM248 87H247V89H248ZM32 88V89H33ZM38 88V87H37ZM37 88H35V91H36V89ZM60 88V89H59ZM111 88H112V86H111ZM127 88V87H126ZM129 88V87H128ZM136 88H137V86H136ZM155 88V89H154ZM202 88H203V86H202ZM201 88V89H202ZM222 88V84H219L218 83V81H216V83H215V91H213V92H211L210 91V94H208V96L207 97H210V98H212L213 96H218V101H216V100H214V98L212 99V100H214L213 102H219V100L221 99V97H220V94H217L216 95V92L217 91H220V89ZM259 88V89H258ZM42 89V88H41ZM65 89V88H64ZM68 90H72V89H68ZM83 90H84V92H83ZM128 90V89H127ZM159 90V89H158ZM157 90V92H159ZM160 90H162V89H160ZM252 90H250V91H252ZM34 90H33V92H35ZM55 90L54 91H52V92H54L53 94H55V92H56ZM73 91V90H72ZM71 91V92H72ZM98 91H100V90H98ZM111 91H112V89H111ZM110 91V93H113V92H111ZM119 91V93H120V90H118ZM135 91H138V90H135ZM150 91V90H149ZM248 91V90H247ZM254 91V92H253ZM252 92L253 93H256L255 92V90H253ZM16 92H17V90H16ZM74 92V91H73ZM130 92V90L128 91V93ZM156 92V91H155ZM161 92H163V91H161ZM242 92H244L243 90H242ZM242 92L240 93V94H242ZM258 92V91H257ZM37 93V92H36ZM35 93V94H36ZM75 94L76 93H78L79 95L80 94H82L81 92H74ZM90 93V94H89ZM101 93V92H100ZM132 94H133V91L131 92ZM131 93H129V94H131ZM179 93V92H178ZM250 93V92H249ZM21 94V93H20ZM34 94V93H33ZM32 94V95H33ZM53 94H52V96H53ZM66 93L64 92V95H62L63 97L64 96H66L67 97V95H65ZM67 94H70V96H72L71 94L72 93H70V91H69V93H67ZM102 94V93H101ZM104 94V93H103ZM137 94V93H136ZM135 94V95H136ZM252 94V93H251ZM250 94V95H251ZM257 94V93H256ZM255 94V96H253V94L251 95V96H253V98L255 99V101H253L252 99V101H253V103L255 102V103H257V101L259 102L260 100H261V97L259 98V96L258 95H256ZM42 95H43V92H42ZM115 95V94H114ZM119 95V94H118ZM202 95L203 96H205V94L204 93H202ZM201 95V96H202ZM243 95V94H242ZM246 95V94H245ZM245 95H243V97H241V101H244V103H245V100H243L244 99V97H245ZM4 96H5V94H4ZM7 96V95H6ZM40 96V95H39ZM45 96V94L42 96V97H44ZM102 96V95H101ZM124 96V95H123ZM127 96V95H126ZM185 96H190V97H192L193 95H190V94H188V93H186L185 95H184V97ZM200 97L199 95H195L194 97H193V100H196V99H198V100H196V101H193L192 99V101L193 102H191L190 103V99L189 100H187V102H189L191 105H189L190 107H193V105H192V103L193 104H195V103H200V101H199V99L201 100V103H200V105L201 106H203V108H204V112H203V110H202V107L201 108H199L198 107V109H199V111H200V109L202 110V114H205V113H207L208 114V112H209V110H207L206 112H205V109H207V108H209L210 106H211V101H209L208 100V102H207V100H205L206 102H207V104L208 103H210V104H208V105H210V106H204V104H206V102H204V98L205 97ZM238 96H239V92L236 90V89H234V88H232V89H230V91H229V97L228 98H226L225 97V100L224 99H221L220 100V103L223 105L224 103H226V104H224L225 106H226V109H230V110H233L234 108L236 109V108H238V107H240L239 105H237V104H239L240 103V101L238 100V102L239 103H237L236 104V99L238 98ZM256 96H258L257 97V99L259 98V100H257L256 99ZM35 97H37L36 95H35ZM47 97H48V94H47ZM61 97V96H60ZM73 97H74V95H73ZM108 97H110V99H109V103H107V106H105V107H108V105H110V101H111V103H112V100H111V97H113V94H112V96H108ZM39 98V97H38ZM38 98H36V99H38ZM85 98H86V101H85ZM127 98V97H126ZM140 98V97H139ZM224 98V97H223ZM243 98V99H242ZM69 99V98H68ZM77 99H78V97H77ZM76 99V100H77ZM120 99V98H119ZM121 99H123V97H121ZM202 99H203V102H204V104H203V102H202ZM206 99V98H205ZM246 100H248V103H250L249 101H250V98H248V95H247V98H245ZM94 101H95V99H93ZM126 99H124V101H125ZM149 100H151V99H149ZM33 101V100H32ZM48 101H50L49 100V98L47 99V102ZM51 101H53V104L52 105H55V108H56V104H54V100L53 99H51ZM63 101H65V100H63ZM81 101H82V99H81ZM81 101H79V99H78V102H81ZM100 101V100H99ZM127 101H129V99L128 100H126V102ZM152 101V100H151ZM173 101V100H172ZM221 101H225V102H221ZM236 101V102H235ZM8 102V101H7ZM77 101H76V103H78ZM84 102H81V103H83L82 105H81V103H80V105H81V108H83L82 106H84V108H85V106L87 107H89V104L91 105V103H87L88 105H84L85 103ZM108 102V101H107ZM114 102V101H113ZM123 101H121V103H122ZM126 102H124V103H126ZM195 102V103H194ZM216 102H215V104H216ZM247 102V101H246ZM261 102V101H260ZM262 102H263V99H262ZM261 102V103H262ZM49 103V105H51V103L50 102H48ZM121 103H120V105H121ZM137 103V102H136ZM146 103V102H145ZM144 103V104H145ZM149 105H150V108H154V107H152V106H154V105H152V104H150V103H152V102H147ZM185 103V102H184ZM219 103V104H220ZM252 103V102H251ZM251 103L249 104V105H251ZM260 103V105L257 103V105H259L260 107L262 106V104ZM1 104V103H0ZM36 104V103H35ZM79 104V103H78ZM97 104H98V102H97ZM103 104V103H102ZM123 104V103H122ZM127 104V103H126ZM138 104V103H137ZM137 104H135L137 107H138V105ZM148 104H146V105H148ZM179 104V103H178ZM181 104V103H180ZM232 104H234V106L232 105ZM34 105V104H33ZM38 105V104H37ZM48 105V106H49ZM51 105V106H52ZM100 105V104H99ZM128 105V104H127ZM134 105V104H133ZM132 105V106H133ZM199 105V104H198ZM199 105V106H200ZM214 105V104H213ZM221 105V106H222ZM224 105H223V107H224ZM238 107H237V106ZM245 105V104H244ZM249 105H247V103H246V105L245 106H247V107H249ZM256 105V106H257ZM96 106V105H95ZM103 106V107H104ZM113 106H116V105H114V103H113ZM156 106V105H155ZM179 106V105H178ZM182 106V105H181ZM214 106H217V104L216 105H214ZM213 106V107H214ZM230 106H231V108H230ZM236 106V107H235ZM256 106H255V109L256 110H258V107L259 106H257V108H256ZM19 107V106H18ZM25 107V106H24ZM77 107H78V105H77ZM98 107V106H97ZM105 107H104V110H105ZM109 107H112V105H110ZM121 108H125L126 107V105H124L123 104V106H120ZM149 107V106H148ZM183 107V106H182ZM188 107V106H187ZM206 107V108H205ZM212 107V106H211ZM234 107V108H233ZM50 108H53V106L52 107H50ZM70 108V107H69ZM91 108V109H90ZM93 108H95V107H89V108H85V110L83 111V110H81L82 112H81V114L83 113V112H85L86 111V109H90V110H92ZM118 108V107H117ZM130 108H132V107H130ZM142 108V107H141ZM145 108V111H147V108L146 107H144ZM149 108V109H150ZM159 109H161L160 107H158ZM157 107H156V109H155V111L157 112V109H158ZM179 108H180V110L178 111L179 113L181 112V110H183L180 106H179ZM186 108V107H185ZM189 108V107H188ZM188 108H187V114H188ZM233 108V109H232ZM241 108V107H240ZM122 109V110H123ZM125 109H128V107L127 108H125ZM124 109V110H125ZM166 109V108H165ZM1 110V109H0ZM55 110V109H54ZM53 109H52V111H54ZM71 110H73V108L71 109L70 108V112H73V111H71ZM95 110V109H94ZM94 110H92V111H94ZM97 110V109H96ZM114 110V109H113ZM115 110H116V107H115ZM130 110V109H129ZM134 110H137V109H134ZM151 111H153V109H150ZM167 110V109H166ZM185 110V109H184ZM183 110V111H184ZM12 111V110H11ZM18 111V110H17ZM91 111V112H92ZM111 110L109 109V112H110ZM118 111H119V113L121 112L123 115H124V113L121 111V109L119 110V108H118V110L116 111L117 113H118ZM128 111V110H127ZM140 111V110H139ZM154 111V112H155ZM236 111H237V109H236ZM241 111V110H240ZM255 111V110H254ZM253 111V112H254ZM15 112V111H14ZM78 112H79V110H78ZM88 112L90 113V111L88 110ZM101 112V111H100ZM103 112V111H102ZM107 112V111H106ZM131 112H133V111H131ZM148 112V111H147ZM150 112V111H149ZM167 112H169V111H167ZM172 112V111H171ZM170 112V113H171ZM185 112V111H184ZM6 113V112H5ZM73 113H75V112H73ZM77 113V112H76ZM75 113V114H76ZM89 113H88V115H89ZM104 113V112H103ZM120 113V114H121ZM127 113L128 112H126V115H127ZM135 113H136V111H135ZM140 113V112H139ZM141 113H143V112H141ZM153 113V112H152ZM152 113H150V115L152 114ZM179 113H177L178 115V120L180 121V119H182L183 118V114H179ZM197 113H199V112H197ZM44 114V113H43ZM79 114H80V112H79ZM102 114V113H101ZM109 113H107V115H108ZM149 114V113H148ZM154 114V113H153ZM162 114H164L163 112H162V110H160V111H158V114H155L157 117H155V115L153 116V118L155 117V123H154V125H153V127L150 129V137H148V138H155V141L154 142H156V141H158V139L161 137V133H163V131H167V137H169L171 134H175V132H178L179 134H181L182 132H181V129H179V128H177V130L178 131H175V130H173L172 129V127L174 128V125L173 126H170V124H173V123H170L169 124V126L171 127V128H169V130H167V129H165L166 127L164 126V128H162L163 126V119H164V117H163V115ZM166 112H165V116H166ZM193 114H194V112H193ZM193 114H191V115H189L188 117H192L193 116ZM202 114H201V116H202ZM12 115V114H11ZM21 115V114H20ZM72 115V114H71ZM87 115V114H86ZM106 115V114H105ZM105 115L103 114V117H105ZM137 115V114H136ZM141 115V114H140ZM144 115V114H143ZM159 115H161V116H159ZM206 115V114H205ZM209 115V114H208ZM22 117L24 116V115H21ZM49 116H53V115H49ZM56 116H58V115H56ZM64 116V115H63ZM84 116H85V114H84ZM101 116V115H100ZM110 115H108V117H109ZM114 116V115H113ZM128 116V118H130L129 117V115H127ZM139 116V115H138ZM173 116H175V115H173ZM176 116V117H177ZM181 116V117H180ZM187 116V115H186ZM257 116V115H256ZM37 117V116H36ZM34 118V120H35V123H38L39 121H41V119L39 120V119H37V118H39V117H37V118ZM45 117V116H44ZM43 117V118H44ZM102 117V118H103ZM110 117H112V116H110ZM109 117V118H110ZM139 117H141V116H139ZM150 117V116H149ZM159 117H161V119H159ZM169 116H167V118H168ZM172 117V116H171ZM170 117V118H171ZM176 117H174V118H176ZM180 117V118H179ZM211 117V118H210ZM213 116H209V118L210 119H213L212 118ZM216 117V115L214 116V118ZM14 118H15V115H14ZM42 118V117H41ZM66 118V117H65ZM124 118V117H123ZM125 118H126V116H125ZM133 118V117H132ZM145 118V117H144ZM169 118V119H170ZM239 118V117H238ZM242 117L240 116V118H239V120L241 119ZM258 118V117H257ZM37 119V120H36ZM56 119V118H55ZM67 119V118H66ZM81 119V118H80ZM112 118H110V120H108V118H107V121H109V123H110V121H111V123H112V120H111ZM172 120H171V122L172 121H174L173 120V118H171ZM207 119V118H206ZM210 119H209V123H210V125L209 126H211V122L213 121V122H215V119L214 120H212V121H210ZM244 119V118H243ZM242 119V120H243ZM22 120V119H21ZM39 120V121H38ZM72 120V118L70 119V121ZM126 120H128V123H129V119H126ZM126 120H124V121H126ZM145 119H143V117L142 118H139L138 120H135L134 122L140 127V123L143 125V121H144ZM168 120V119H167ZM186 120V119H185ZM217 120V119H216ZM238 120V122L239 123H242V120L241 121H239ZM24 121V120H23ZM38 121V122H37ZM42 121H44V120H42ZM67 121H69V119H67ZM73 121V120H72ZM88 121V120H87ZM86 121V122H87ZM176 121V120H175ZM245 121V120H244ZM181 122V121H180ZM191 121L189 120V123H190ZM202 122V121H201ZM45 123V122H44ZM108 122H106V124H107ZM108 123V124H109ZM126 123H127V121L125 122V125H126ZM127 123V124H128ZM148 123V122H147ZM165 121H164V125H165ZM184 123H185V121H184ZM183 123V124H184ZM188 122H186V125L188 126V127H190L189 125L190 124H187ZM208 123V122H207ZM207 123H206V125H204V124H202L201 125V127H203V126H207ZM216 123V122H215ZM245 123V122H244ZM167 124V123H166ZM27 125V124H26ZM42 125V124H41ZM41 125H39V123H38V126L39 127H44L45 125H46V123H45V125L44 126H41ZM47 125H49V124H47ZM197 125V124H196ZM196 125H194V126H196ZM22 126V125H21ZM29 126V125H28ZM51 127H53L52 125H50ZM60 126V125H59ZM69 126V125H68ZM109 126V125H108ZM107 126V127H108ZM30 127V126H29ZM46 127V126H45ZM48 127V126H47ZM51 127H48L49 128V131H50V128ZM129 127V126H128ZM182 127V126H181ZM199 127V126H198ZM224 126H222L221 127V129L223 128ZM20 128H22V127H20V125H19V129ZM23 128H25V127H23ZM109 128V127H108ZM26 130H24V131H26V132H30L31 130H30V128H29V131L27 130V128H25ZM46 129V128H45ZM45 129H43L44 130V133H46V131H45ZM53 129H55V127L53 128ZM52 128H51V131L53 132L54 130H53ZM140 128H136L135 127V129H133L132 130V133L131 134H133V135H131L130 136V139H140L141 138V133H145L143 130H145V129H140ZM170 129H172V130H170ZM190 129H193V128H190ZM190 129H188L187 130V134H189V132H192ZM197 129L198 128H194L193 129V132L192 133H197L198 131L199 132H201L200 131V129L197 131ZM18 130V129H17ZM92 130V129H91ZM201 130H202V128H201ZM205 130V129H204ZM19 131H21V130H19ZM23 131V132H24ZM39 131L41 132V130L39 129ZM182 131H183V133H182V135L185 133L184 131H186V128H182ZM11 133H12V131H10ZM22 132V133H23ZM35 133L37 132L38 133V131H34ZM48 132V131H47ZM57 132V131H56ZM82 131H80V133H81ZM122 132H123V130H122ZM130 132V131H129ZM161 132V133H160ZM174 132V133H173ZM198 132V135H196V137H195V135L193 136L194 138V140L193 139H191L192 138V136H189V137H191V138H189V141H184V142H180L179 143V141H178V145H177V147H176V145H174L173 143H171V144H173L172 146H175V150L179 153V156H184V155H186V154H190L189 152H185L186 150H187V148H185L186 146L185 145H187L188 143L187 142H189V143H191V140H192V146H193V144H199V141H198V139H200V137H204L202 140H204L205 138H207V141H209L208 139H210V137H206V136H208V135H206L207 134V132L205 133V132H201V134H202V136H201V134ZM234 132H236V131H234ZM15 132H13L12 134H14ZM31 134L33 133V132H30ZM29 133V134H30ZM36 133V134H37ZM49 133V132H48ZM51 133V132H50ZM49 133V134H50ZM87 133V132H86ZM95 133V132H94ZM157 133H158V135H157ZM205 135H204V134ZM230 133V132H229ZM28 134V135H29ZM39 134V133H38ZM95 134H97V133H95ZM101 134V133H100ZM122 134H124V133H122ZM160 134V135H159ZM200 134V135H199ZM215 134V133H214ZM218 134H219V132H218ZM234 134V133H233ZM237 134V133H236ZM239 134V133H238ZM237 134V135H238ZM243 134V133H242ZM242 134H239V135H242ZM10 136H14V135H11V134H9ZM83 134H81V136H82ZM111 135V134H110ZM125 135V134H124ZM145 135V134H144ZM149 135V134H148ZM153 135V136H152ZM158 136V137H154V136ZM190 135H191V133H190ZM216 135V134H215ZM244 135V134H243ZM242 135V136H243ZM45 136V135H44ZM48 136V135H47ZM50 136H54L52 133L50 134ZM76 136H77V134H76ZM89 136V135H88ZM97 136V135H96ZM104 136V135H103ZM108 136V135H107ZM177 136H178V134H177ZM184 136V135H183ZM212 136V135H211ZM217 136V135H216ZM215 136V137H216ZM231 137H232V135H230ZM235 136V135H234ZM249 136V135H248ZM247 135H244L242 138L239 136V137H237V136H235L236 138H238L237 139V141L239 140V138H240V141H241V139H245V141L246 140H251V142H248V141H246V144H247V148H249L248 150H245V143H243V142H245L244 140H242V144H244V147L242 146V145H240V143L238 144V143H236L235 141H234V139H236V138H232L231 140H229L228 141V139L230 138H228V135L226 134V133H224V135L222 134V137L219 139L220 141H218V142H216V143H218V145H219V156H221L222 158H226V156H229L228 157V159H230L231 161V163L232 164H229V165H231L232 167H223V172H224V177H225V179H226V181H227V184H226V190H224V191H228V192H230L231 193V191H233V192H239L241 189H242V187L243 186H246V189H245V192H244V194H243V197H242V199L243 200H240V202L242 201L243 202V212H244V214L243 215H241V209L240 210H238L240 213H238V214H240L241 216H238V217H235V216H233V226H230V225H228V223H227V220H226V216H225V214H223V213H221V214H217V216H215L216 217V219H214L213 221H212V219L211 218H206L205 216H201V215H203V214H198L199 213V211H197L196 210V202L195 203H193V198L192 197H190L189 195H187L186 193H183V189L182 188H178V189H175L174 187H172L171 189H169L168 190V195H166V197L164 198V199H162L163 200V205H162V212H163V214H164V216H163V219L161 218V222H162V224L160 223L159 224V229H156L155 231L153 230L152 231V234H151V237H153L154 236V239H155V241L157 242V244H158V246H162V249H163V247L165 246V245H167V243H168V245L170 244V247H171V252H170V254H172L173 255V257L174 258H176L177 260H179V262L181 263V264H198L199 262H200V260L201 261H203L204 259H209V258H211L212 256H214V254H215V256H216V254L217 255H219V254H223V256H224V258H225V261H226V264H249V261H250V259L247 257V251L252 247V246H254V245H256L257 247H259V248H262L263 249V247H264V224H262V225H257L251 232H250V235H251V237H250V235L248 236V237H246V235L245 236H243V234L244 233H246V231H247V224H251V223H248V222H253V220L254 219H256L257 220V218H258V220L261 218L262 220H263V218H264V205H262V208L260 207V209H258L257 208V206L259 207V203L261 204L262 202H263V200L262 199H264V181L262 182V180L257 176L258 174L257 173H255V175H252V174H248L247 173V171H246V168H248V169H254L255 167H256V165H258L259 166V162H260V159L261 158H258V157H256V153H258L259 151H258V149H257V152H256V149H254V147H255V143H253V142H258L257 140V138L254 136L253 138H255V139H252L251 137L252 136H249L248 137ZM39 137H41V134L39 135ZM84 137V136H83ZM82 137V138H83ZM99 137V136H98ZM100 137H102V136H100ZM114 137V136H113ZM112 136L110 137L109 136V138L111 139V138H113ZM125 137V136H124ZM167 137H165V139H167ZM185 137V136H184ZM184 137H182L183 139H184ZM246 137H248V138H250V139H246ZM31 138V137H30ZM54 138V137H53ZM56 138V137H55ZM61 138V137H60ZM59 138V140H61ZM95 138V137H94ZM103 138V137H102ZM101 138V140H100V138H99V142L100 141H102L103 140V144L105 145L106 143H107V141L105 142V140L104 139H102ZM118 138V137H117ZM148 138H147V141L148 142H150L149 140H148ZM158 138V139H157ZM175 138H176V136H175ZM174 138V139H175ZM180 138V137H179ZM178 138V139H179ZM228 138V139H227ZM9 140H10V138H8ZM42 138H39V139H37V140H41ZM86 140H87V138H85ZM106 139V138H105ZM109 139V140H110ZM115 139V138H114ZM128 139H129V137H128ZM143 139V138H142ZM183 139H182V141H183ZM188 139V138H187ZM191 139V140H190ZM227 139V140H226ZM262 139V141L260 142V144L262 143V146H264L263 145V140H264V137H262L261 138ZM52 140V139H51ZM93 139H91V141H92ZM98 140V139H97ZM108 140V139H107ZM108 140V141H109ZM119 140V139H118ZM123 140V139H122ZM141 140V139H140ZM170 140V139H169ZM173 140V139H172ZM196 140V141H195ZM202 140L200 141V143L202 142ZM206 140V139H205ZM214 140H215V138H214ZM216 140H217V138H216ZM225 140V141H224ZM256 140V141H255ZM26 141H27V139H26ZM32 141V142H31ZM34 141V139L32 140V139H30V142L31 143H34L33 142ZM88 141V140H87ZM94 141H95V139H94ZM113 141V140H112ZM115 141V140H114ZM135 141V140H134ZM137 141V140H136ZM144 141V140H143ZM198 141V142H197ZM207 141H205V142H207ZM232 141H234V142H232ZM10 142H11V140H10ZM83 142H85V141H83ZM97 143L96 144V141H95V144H96V146L98 147V144H100V143ZM123 142V141H122ZM127 142H129V141H127ZM147 142V143H148ZM160 142H162V143H166V145L168 144V141H166V142H164V141H160ZM194 142V143H193ZM233 143V146H232V144L231 143ZM248 142V143H247ZM93 143V142H92ZM112 143V142H111ZM110 143V144H111ZM113 143H115V142H113ZM113 143H112V145H113ZM126 143V142H125ZM135 143V142H134ZM133 141H132V147H133ZM138 143H139V141H138ZM137 143V144H138ZM141 143V142H140ZM139 143V144H140ZM143 143V142H142ZM142 143H141V145H142ZM144 143H146V142H144ZM159 143V142H158ZM203 143V142H202ZM210 143H211V140H210ZM234 143H236L235 145H239V146H241V147H243V148H241V147H239L238 146V148L236 147V148H233V147H235V145H234ZM259 143V142H258ZM257 143V145H258V148H259V144ZM85 144V143H84ZM116 144V143H115ZM120 145H121V143H119ZM118 144V145H119ZM127 144V143H126ZM130 144V143H129ZM153 144V143H152ZM155 144V143H154ZM156 144H157V142H156ZM155 144V151L152 149L151 151H154V153L155 154H157L158 153V151H157V145ZM205 144V143H204ZM206 144H208V142L206 143ZM214 144L215 143H212V146L213 147H215L214 146ZM250 144H253L254 145V147H249V145ZM10 145V144H9ZM90 145H92V144H90ZM101 145V144H100ZM123 145V144H122ZM135 145V144H134ZM144 145V144H143ZM147 145V144H146ZM145 145V146H146ZM41 146V145H40ZM54 146H55V142H54ZM103 146V145H102ZM127 146H130V145H128L127 144ZM130 146V147H131ZM151 146V145H150ZM149 145H148V148L150 147ZM204 145L202 144V147H203ZM207 146L210 148L211 147V145L209 146V145H206V148H207ZM12 147V146H11ZM27 147H29V146H27ZM138 147V145L136 146V148ZM144 146H142V147H140L139 146V148L141 149V148H143ZM189 147H191V145L189 146ZM194 147V146H193ZM196 147V146H195ZM199 148H201L200 147V145L198 146ZM198 147H196L195 149L196 150H198V151H200L199 149H197ZM213 147H211V148H213ZM90 148H92V147H90ZM96 148V147H95ZM94 148V149H95ZM120 149H121V147H119ZM123 148L124 147H122V149L121 150H123ZM127 148H129V147H127ZM134 148H135V146H134ZM150 148H152V146L150 147ZM149 148V149H150ZM172 148V147H171ZM174 148V147H173ZM192 148V147H191ZM206 148H204V149H202V151L203 152H199L200 154L202 153V155H199L198 156V158H197V160H194V161H192V160H186L185 162H184V165L185 166H190V171H191V176L189 177V179H192V182L195 184L196 183V181H201V180H205L206 182H207V184H206V186L208 187V190L207 191H211L212 190V194H213V189L211 188V187H213L214 186V189H217L218 188V186H215V185H213L212 186V184H213V182H215L216 180V178L215 177H212V178H214V180H211V179H209L210 178V175H211V173H212V169L217 165V163L215 164V166H214V164H213V166L214 167H212L211 166V164H210V162H208V159L210 160H212V159H214L215 160V158H216V155L215 154H213L214 155V158H213V156H211L212 154V152H211V150H210V152H207V150H206ZM216 148V147H215ZM261 148V147H260ZM264 147H262V149H263ZM16 149L17 148H15V150L14 151H16ZM39 149V151H40V149H42V148H38ZM44 149V148H43ZM125 149V148H124ZM139 149V150H140ZM144 149V152L147 150V148H146V150H145V147L143 148ZM149 149H148V151H149ZM160 150H161V148H159ZM169 149H170V147H169ZM168 149V150H169ZM217 149V148H216ZM216 149L214 150V153H215V151H216ZM261 149V150H262ZM120 150V151H121ZM128 150V149H127ZM138 150V151H139ZM173 150V149H172ZM213 150V149H212ZM242 150H244V151H242ZM19 151L21 152V150L19 149ZM18 150L16 151V153H20ZM31 151H33V149H31ZM36 151V150H35ZM55 151H56V148H55ZM125 151H126V149H125ZM130 151V150H129ZM129 151H127V152H129ZM148 151H146L145 152V154L148 152ZM151 151H149L150 153H151V157L153 156V158L155 159V161H157L156 160V156H155V154L153 153V155H152V152ZM157 151V152H156ZM175 151V152H176ZM2 152H3V150L2 151H0V156H1V154H2ZM34 152V151H33ZM122 152V151H121ZM124 152V151H123ZM126 152V153H127ZM262 152V151H261ZM130 153V152H129ZM164 153V152H163ZM263 153V152H262ZM25 152H24V154H22V157H21V161H22V159H23V157L25 158ZM33 154V153H32ZM51 154L53 155V156H51V157H54V155H55V153L53 154L52 152H51ZM98 154V153H97ZM144 154V155H145ZM29 155V154H28ZM28 155H27V159H28ZM96 155V154H95ZM99 155H103L102 153H99ZM174 155V154H173ZM147 157L146 158H148L149 159V161L151 160V162L153 161V165H156V164H154V159H152L151 157H149L150 155H149V153L146 155ZM158 156V155H157ZM258 156H259V153H258ZM13 157V156H12ZM16 157V156H15ZM30 157H31V159L29 158V160H32L34 157H32L31 155H30ZM38 157V156H37ZM60 157V156H59ZM97 157H99V156H97ZM97 157H96V159H97ZM102 157H104V156H102ZM144 157V156H143ZM217 157H218V155H217ZM262 157H264L263 155H262ZM55 158V157H54ZM151 158V159H150ZM0 159H1V157H0ZM15 159V158H14ZM27 159H25V160H27ZM45 159V158H44ZM56 159V158H55ZM106 159V158H105ZM158 159H159V156H158ZM163 159V158H162ZM218 159V158H217ZM228 159H226L227 160V162L229 163V160ZM259 159V160H258ZM24 160V159H23ZM48 160V159H47ZM98 160V159H97ZM96 160V163H99V161H97ZM99 160H100V157H99ZM210 160V161H211ZM226 160H224V162L226 161ZM264 160V158H262V161ZM14 161V160H13ZM21 161H20V165L21 164H26L27 166H29L30 167V165H32V163H31V161H29V163H28V160L27 161H25V162H27V163H21ZM33 161V160H32ZM100 161H102V162H100L101 164H103L104 162H103V160H100ZM104 161H106V160H104ZM216 161V160H215ZM219 161V160H218ZM223 161V160H222ZM259 161V162H258ZM8 162V161H7ZM10 163H11V161H9ZM34 162V161H33ZM50 162V161H49ZM76 162V161H75ZM138 162H139V159L138 160H136V161H133V162H131V163H129V164H127L126 166H125V169H124V171L125 172H127V171H130L129 172V175L131 174V175H133V177L132 178H134V179H138V178H141V173H140V169H138V168H140V165L138 164ZM147 162H148V160H147ZM193 162V163H192ZM214 162V161H213ZM226 162V163H227ZM264 162V161H263ZM262 162V163H263ZM0 163H2V162H0ZM10 163H7V165L9 164L10 165ZM31 163V164H30ZM40 163V162H39ZM56 163V162H55ZM78 163V162H77ZM157 163V162H156ZM158 163H159V161H158ZM196 163H197V165H196ZM215 163V162H214ZM257 163V164H256ZM261 163V164H262ZM16 164H17V162H16ZM105 164V163H104ZM100 165V167L101 166H104V168H105V166L106 165ZM3 165V164H2ZM9 165H8V167H9ZM18 165V164H17ZM20 165H19V167H20ZM24 166V167H27V166ZM44 164H42L41 165V167L43 166ZM48 168H49V172L48 173H46L45 175H47V174H49L51 171H50V164H45ZM53 165V164H52ZM63 165V164H62ZM78 165V164H77ZM152 165V166H153ZM158 165V164H157ZM160 165V164H159ZM221 165V164H220ZM11 166V165H10ZM38 166V165H37ZM50 166V167H49ZM56 166V165H55ZM108 166H110V165H108ZM176 166H179V165H176ZM257 166V167H258ZM5 169L7 168V167H5V165L3 166ZM74 167V166H73ZM94 167V166H93ZM99 167V166H98ZM262 168V165H260L259 166V168ZM4 168L2 169V170H4ZM21 168V167H20ZM31 168V169H30ZM30 168H28V169H25V170H32V167H30ZM52 168H54V167H52ZM62 168H63V166H62ZM75 168V167H74ZM73 168V169H74ZM95 168V167H94ZM103 168V167H102ZM160 168V167H159ZM263 168H264V166H263ZM7 169H9V168H7ZM33 169H34V167H33ZM106 169V168H105ZM105 169H103V170H105ZM155 169H156V167H155ZM181 169V168H180ZM257 168H255V170H256ZM12 170H13V168H12ZM11 170V172H13ZM22 170V169H21ZM20 170V171H21ZM36 170H37V168H36ZM35 170V171H36ZM95 170V169H94ZM101 170V169H100ZM108 170H111V169H109L108 168ZM116 170V169H115ZM119 170V169H118ZM154 170V169H153ZM182 170V169H181ZM258 170V169H257ZM1 171V170H0ZM183 171V170H182ZM185 171V170H184ZM7 172V171H6ZM10 172V173H11ZM42 172V171H41ZM105 172V171H104ZM104 172L102 173V175L104 174ZM143 172V171H142ZM158 172V171H157ZM9 173V172H8ZM20 173V172H19ZM27 173H31V172H27ZM26 173V174H27ZM42 173H45V171H43ZM106 173V172H105ZM152 173H156V172H152ZM186 173H187V171H186ZM260 173H262L261 171H259V176H261V174ZM25 174V175H26ZM38 174V173H37ZM120 174V173H119ZM157 174V173H156ZM171 174V176H172V174H176V167H168V169H167V171H165V173H164V176H166V175H170ZM214 175H215V173H213ZM34 175H36L35 174V172H34ZM63 175H66V172H64L63 173ZM63 175L61 176V178H63ZM70 175H72V173H70ZM143 175V174H142ZM152 175V174H151ZM155 175V174H154ZM27 176H29V174H27ZM36 176H39L40 178H42V176H40V175H36ZM49 176V175H48ZM50 176H52L53 177V175H51L50 174ZM50 176L48 177L49 179H50ZM107 176V175H106ZM175 176V175H174ZM47 177V176H46ZM52 177H51V179H52ZM66 177H68L67 175H66ZM104 178H105V174H104V176H103ZM102 177V178H103ZM110 177V176H109ZM120 177H123V176H121L120 175ZM156 177H157V175H156ZM17 178H19V175H18V177H17V175H16V177H15V180H17ZM81 178V177H80ZM103 178V179H104ZM124 178V177H123ZM164 178H166V177H164ZM221 178H222V176H221ZM67 179V178H66ZM103 179H101V180H103ZM153 179V178H152ZM106 180V179H105ZM105 180H103V182H99V183H101V184H103L104 182H105ZM146 180V179H145ZM155 180H157V179H155ZM154 180V181H155ZM158 180H159V178H158ZM89 181V180H88ZM129 181V180H128ZM141 181V180H140ZM148 181H149V179H148ZM152 181V180H151ZM150 181V182H151ZM178 181V180H177ZM176 181V182H177ZM220 181H222L221 179H220ZM16 182H19V181H16ZM130 182V181H129ZM150 182H147V183H150ZM170 182V181H169ZM98 183V187H102V186H99V185H101V184H99ZM140 183V182H139ZM157 183V182H156ZM156 183H155V185H156ZM178 183H179V181L177 182V185H178ZM203 184H200V182H199V186L201 187V185H204L205 184V182H202ZM209 183H211L210 185H209ZM144 184V183H143ZM151 184H152V182H151ZM221 184V183H220ZM69 185V184H68ZM96 185H97V183H96ZM133 185V184H132ZM131 185V186H132ZM170 185H171V183H170ZM175 185H176V183H175ZM224 185V187H225V184H223ZM222 185V186H223ZM93 187L92 188H94L93 190H95L96 188L94 187V185H92ZM104 186V185H103ZM179 186V185H178ZM24 187H26V186H24ZM133 187V186H132ZM135 187H137V185L135 186ZM149 188H150V186H148ZM157 187V186H156ZM161 188H162V186H160ZM160 187H158L156 190H160V191H158V193L160 192L161 193V188ZM105 188V187H104ZM104 188H98L99 190L100 189H102L101 190V192H99V190H98V194L100 193H102V191H103V189ZM129 188H131V187H129ZM146 187H144V189H145ZM202 188H203V186H202ZM55 190V189H54ZM218 190V189H217ZM97 191V190H96ZM96 191H95V193H96ZM105 191H107L106 190V188H105ZM147 191V190H146ZM61 192V191H60ZM70 192H71V189H70ZM94 192V191H93ZM149 192V191H148ZM242 192V191H241ZM54 193V192H53ZM94 193V194H95ZM104 193V192H103ZM102 193V194H103ZM122 193V192H121ZM156 193H157V191H156ZM16 194V193H15ZM15 194H14V192H13V194L12 195H14L15 196ZM55 194H56V192H55ZM61 194V193H60ZM60 194H59V196H60ZM87 194V193H86ZM99 194V195H100ZM119 194H120V192H119ZM149 194H151V193H149ZM153 194V193H152ZM155 194V193H154ZM200 196L199 197H197L198 198V200H199V202H200V204H202V202L205 204V205H208L210 202H209V194H208V192H206V193H201L200 194V192L198 193ZM233 194V193H232ZM232 194L230 195L231 197H232ZM58 194H56V196H57ZM63 195V194H62ZM61 195V196H62ZM97 195V194H96ZM95 195V196H96ZM105 195V194H104ZM103 195V197L104 198H106L105 196ZM143 195V189H137L135 192H132V194H131V200L133 201V203H134V205H136V200L140 197L141 198V196ZM210 195H211V193H210ZM28 196V195H27ZM30 196V195H29ZM64 196H65V194H64ZM87 196V195H86ZM101 196V195H100ZM234 196V198L232 197V199H235V197H237V196H235V195H233ZM31 197V196H30ZM98 197V196H97ZM240 197V196H239ZM63 199H64V197H62ZM61 198V199H62ZM74 198H78V197H74ZM100 198H102V196L100 197ZM103 198V200L105 201V199ZM107 198H109V197H107ZM155 198V197H154ZM196 198V199H197ZM220 198V197H219ZM28 199H30V198H28ZM31 199H33V197L31 198ZM54 199V198H53ZM55 199H57L58 201H59V199L58 198H55ZM60 199V200H61ZM62 199V200H63ZM97 199V198H96ZM145 199H146V197H145ZM99 200V199H98ZM102 200V199H101ZM110 200V199H109ZM108 200V201H109ZM111 200L114 202V201H117V200H115V198L113 197V196H111ZM131 200H130V202H131ZM154 201H155V199H153ZM236 200H237V198H236ZM2 201V200H1ZM30 201H33V200H30ZM29 201V202H30ZM65 201H67V199L65 200ZM65 201L63 200L62 202L63 203H65ZM68 201H69V199H68ZM81 201V202H80ZM106 201H107V199H106ZM107 201V202H108ZM138 201H140V200H138ZM210 201H211V199H210ZM234 201V200H233ZM237 201H239V198H238V200ZM260 201H262V202H260ZM34 202V201H33ZM48 201H44V205H47L48 207H50V208H48L47 206H45L44 207V209H49V211L51 212V203H47ZM79 202L80 203H82L83 204V202H85V201H82V199H80L79 198ZM153 202V201H152ZM214 202V201H213ZM213 202L211 201V204H213ZM241 202V203H242ZM35 203V202H34ZM66 203H68V202H66ZM71 203V202H70ZM86 204V206L88 207V209L90 210V208H91V205H88L87 204V202H85ZM101 203H105V202H102L101 201ZM100 203V204H101ZM108 203H110V201L108 202ZM116 203V202H115ZM138 203V202H137ZM149 203V202H148ZM234 203H236V201L234 202ZM241 203L239 204L240 206H241ZM264 203V202H263ZM73 204V203H72ZM106 204V203H105ZM104 204V205H105ZM117 204V203H116ZM131 205L130 206H132V203H130ZM140 204V203H139ZM138 204V207H140V205ZM157 204V203H156ZM58 205H62V204H58ZM104 205L102 206V204H101V206L102 207H104ZM142 205V204H141ZM144 205V204H143ZM230 205H233V204H230ZM73 206V205H72ZM99 206V205H98ZM108 206H111V204L110 205H108ZM216 206V205H215ZM239 206V207H240ZM8 208H10L9 207V205L7 206ZM62 207V206H61ZM86 207V208H87ZM112 208H115V207H113V206H111ZM116 207H120V209H122L121 207V205L120 206H118V204H117V206ZM126 207V206H125ZM124 207V208H125ZM133 207H135V206H133ZM137 207V206H136ZM151 207V206H150ZM236 207V204L235 205H233V207L232 208H235ZM85 208V207H84ZM92 208H94V207H92ZM91 208V209H92ZM129 208V207H128ZM211 208V207H210ZM238 208V207H237ZM36 209V208H35ZM47 209V210H48ZM56 209V208H55ZM136 209V208H135ZM139 209H141V207L139 208ZM151 209V210H150ZM149 210L151 211V212H153V214L155 215L156 213H157V211L158 210H156V211H154V209L153 208H150ZM1 210V209H0ZM47 210H45V211H47ZM112 210V209H111ZM118 211H119V209H117ZM116 210V211H117ZM134 210V209H133ZM133 210H130V211H133ZM136 210H138V209H136ZM136 210H135V212H136ZM148 210V211H149ZM153 210V211H152ZM72 211H74L73 210V208H72ZM85 211V210H84ZM84 211H83V213H84ZM90 211H92L93 212V210H90ZM125 211H128V210H125ZM139 211H142V210H139ZM2 212V211H1ZM16 212V211H15ZM49 212V213H50ZM95 212V211H94ZM134 212V213H135ZM154 212H156V213H154ZM47 214H48V212H46ZM116 213V212H115ZM123 213H125L124 211H123ZM137 213V212H136ZM237 213V212H236ZM61 214V213H60ZM63 214V213H62ZM151 214V213H150ZM50 215V214H49ZM107 215V214H106ZM106 215L104 216V217H106ZM129 215H131L130 213H129ZM136 215V214H135ZM135 215H132V216H135ZM185 216L187 219L185 220V223H184V225L182 226H180V230L178 231V234H179V240L180 241H178V240H175V241H171V239H168V237H167V234H168V232L167 231H173L175 228H174V226L171 224V223H173V217L174 216H177V217H179V216ZM236 215V214H235ZM52 216V215H51ZM74 216V215H73ZM119 216H125V214H122L121 213V215H119ZM137 217H138V215H136ZM151 216H153V215H151ZM237 216V215H236ZM129 216H128V213H127V215H126V217H124V219H125V221H127L128 222V220L131 218V216L129 217V219L127 220V218H128ZM137 217L135 218V219H137ZM154 218L156 217V216H153ZM234 217L236 218V219H234ZM23 217H20V220L22 219ZM36 218H37V216H36ZM74 218V217H73ZM151 218V217H150ZM149 217H148V219H150ZM147 219V218H146ZM146 219H144V220H146ZM159 218H157V220H158ZM37 220V219H36ZM73 220H75V218L73 219ZM132 220V219H131ZM183 220V219H182ZM229 220V219H228ZM132 221H134V220H132ZM140 221H142L141 219H140ZM147 221V220H146ZM150 221H152V220H150ZM155 221V220H154ZM37 222H40V221H37ZM44 222V221H43ZM77 222V221H76ZM136 222H137V220H136ZM139 222V221H138ZM232 221L230 220V223H231ZM10 223H12V222H10ZM54 223L55 222H53V225H54ZM56 223H58V221H56ZM130 224H131V221L129 222ZM155 223V222H154ZM175 223V222H174ZM21 224H22V226L23 225H25L24 224V222L22 223V220H21ZM40 224V223H39ZM130 224H129V227H130ZM7 225V224H6ZM43 225V224H42ZM44 225H45V223H44ZM50 225H52V223L50 224ZM53 225H52V227H53ZM58 225V224H57ZM63 225V224H62ZM133 225V224H132ZM132 225H131V227H132ZM134 225H135V223H134ZM134 225H133V227H134ZM136 225H137V223H136ZM139 225L141 226V228L139 227ZM151 225V224H150ZM154 225V224H153ZM179 225H180V223H179ZM247 225V226H246ZM8 226V225H7ZM10 226H11V224H10ZM22 226H21V228H22ZM37 226H38V223H37ZM128 226V225H127ZM18 227V226H17ZM46 227V226H45ZM47 227H49L48 225H47ZM63 227V226H62ZM65 228L67 227V226H64ZM63 227V228H64ZM129 227H127L128 229H129ZM132 227V228H133ZM136 227V229H142V230H144V225L143 224H141V222H139V224H138V227L137 226H135ZM143 227V228H142ZM179 227V226H178ZM249 227V226H248ZM35 228V227H34ZM42 228V226L40 225V229ZM50 228V227H49ZM49 228H47L48 230H50ZM132 228L129 230L130 232L129 233H131L132 232ZM11 230L13 229L12 228V226H11V228H10ZM43 229H44V227H43ZM136 229H134L133 228V230L134 231H137ZM19 230V229H18ZM35 230V229H34ZM36 230H38V229H36ZM72 230V229H71ZM70 230V231H71ZM149 230V229H148ZM15 231V230H14ZM20 231V230H19ZM40 231V230H39ZM139 231V230H138ZM35 232V231H34ZM38 232V231H37ZM49 233V232H48ZM129 233H128V235H129ZM70 234V233H69ZM142 234V233H141ZM22 236V235H21ZM47 236V235H46ZM45 237V236H44ZM142 238H143V235L141 236ZM75 239V238H74ZM10 240V239H9ZM22 240V239H21ZM76 240H77V238H76ZM23 241V240H22ZM96 241V240H95ZM115 241V240H114ZM143 243H139V245H143V244H145V242H144V240L142 239L141 240ZM3 242V241H2ZM116 242V241H115ZM118 242V241H117ZM79 243V238H78V241H77V244ZM231 243H233V244H236L237 245V253L239 254V257H238V261L236 260H234L233 259V257H232V254L231 253H228L230 250V246H231ZM83 244V243H82ZM92 244H94V245H97L98 246V243L97 244H95V243H92ZM147 244V243H146ZM145 244V245H146ZM210 244V245H209ZM145 245H143L142 247H144V248H147V245L145 246ZM79 246V245H78ZM94 247L93 245H90V247ZM80 247V246H79ZM96 247V246H95ZM94 247V248H95ZM99 247V246H98ZM149 247V246H148ZM232 247H233V245H232ZM65 248V247H64ZM63 248V250H64V253H65V250L66 249H64ZM138 248V247H137ZM136 248V249H137ZM223 248H224V250H223ZM70 249V248H69ZM89 248L87 247V250H88ZM140 249V248H139ZM139 249H138V251H139ZM149 249H151L150 247H149ZM160 249V248H159ZM161 249V255L163 254V250ZM231 249H233V248H231ZM92 250V249H91ZM91 250L89 249L88 250V252L90 251L91 252ZM94 250V249H93ZM96 250V249H95ZM94 250V251H95ZM108 250V251H107ZM107 250H105V254H107V253H110L111 252V250L109 249V247H108V249ZM145 250V249H144ZM148 250V249H147ZM223 250V251H222ZM264 250V249H263ZM107 251V252H106ZM110 251V252H109ZM135 251V250H134ZM137 251V252H138ZM143 252V249L142 250H140V256H141V253ZM151 251V250H150ZM234 251V250H233ZM236 251V250H235ZM89 252V253H90ZM148 251H144V253H142V255H144L145 257H148ZM71 253V252H70ZM73 253V252H72ZM96 253H97V250H96ZM103 252H101V255H102V257H104V255L105 254H102ZM135 253V252H134ZM133 253V254H134ZM150 253V252H149ZM165 253V252H164ZM235 253V252H234ZM233 253V254H234ZM139 254V253H138ZM166 254V253H165ZM71 255V254H70ZM85 255H87L86 254V252H85ZM89 255V254H88ZM91 255V254H90ZM93 255L95 256V254H94V252H93ZM93 255L91 256V257H89V256H86V258L88 257V258H91L92 259V257H93ZM100 255V256H101ZM136 255V254H135ZM149 255H151V254H149ZM159 255H160V253H159ZM167 255H168V253H167ZM167 255H165V256H167ZM236 255V254H235ZM261 255V254H260ZM259 255V256H260ZM66 256V255H65ZM73 256V255H72ZM134 256V255H133ZM143 256V257H144ZM169 256V255H168ZM263 256V255H262ZM54 257V256H53ZM143 257H139L140 258V260H139V262L142 260V261H144V262H147L148 261V259L147 258H143ZM163 257V256H162ZM170 257V256H169ZM217 257H219L220 258V256H217ZM261 257V256H260ZM264 257V256H263ZM263 257H262V259H263ZM62 258V257H61ZM76 258V257H75ZM82 259L83 258H85L84 256H82L81 257ZM94 258V257H93ZM137 258V257H136ZM150 258H151V256H150ZM213 258V257H212ZM221 258H222V255H221ZM60 259V258H59ZM53 260V258L50 260V261H52ZM73 260V259H72ZM84 260V259H83ZM94 260H96L95 258L93 259V261ZM103 260V259H102ZM133 260H135V256H134V258H133ZM151 260V259H150ZM217 260V259H216ZM221 260V259H220ZM56 261H58V260H56ZM60 262H62L63 261V259H62V261H61V259L59 260ZM58 261V262H59ZM88 261V260H87ZM92 261V260H91ZM141 261V262H142ZM252 261V260H251ZM263 261V260H262ZM42 262V261H41ZM54 262V261H53ZM104 262V261H103ZM132 262V263H131ZM130 263L131 264H135L136 263V260L135 261H131ZM140 262V263H141ZM163 262V261H162ZM162 262H160V264H166L165 262L166 261H164L163 263ZM207 262V261H206ZM50 263H52V262H50ZM55 263V262H54ZM53 263V264H54ZM88 263V262H87ZM89 263H92V262H90V260H89ZM95 263V262H94ZM168 263V262H167ZM202 263V262H201ZM62 264V263H61ZM79 264H82V262L81 263H79ZM146 264H151L150 262H147ZM154 264H159L158 262H156V263H154ZM205 264V263H204ZM254 264H255V262H254Z\"/></svg>",
  "mask_w": 264,
  "mask_h": 264
}]
</instances>
